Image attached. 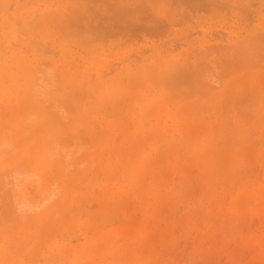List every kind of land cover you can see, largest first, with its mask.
I'll use <instances>...</instances> for the list:
<instances>
[{"label":"bare ground","instance_id":"1","mask_svg":"<svg viewBox=\"0 0 264 264\" xmlns=\"http://www.w3.org/2000/svg\"><path fill=\"white\" fill-rule=\"evenodd\" d=\"M83 1H85V0H83ZM89 0H87V1H85L84 2V4L85 5H81V4H79V2L77 1V0H0V6H1V8H2V10H3V13L0 15V140L2 139V138H4L5 137V139H2V141L0 142V264H120L119 263V259L121 260L120 262H121V264L124 262L125 264H131L132 262H134L133 264H135V262L137 263H139V264H141V262L142 261H145V260H147L149 257H151V258H154V257H152L151 256V253H152V255H153V252H152V250H150V247L148 246V248H149V250H148V248H146L145 247V245H144V243L145 244H148V243H152L154 240H155V238H156V236H157V234H155V236H154V234H151V230L152 229H155L156 228V224L155 225H153L152 223L150 224V223H148L147 225H145L144 223V225L143 224H138L137 223V220H136V225L138 224L139 226L140 225H143L144 227L143 228H139L138 227V225L136 226V225H126V224H116L115 223V225L114 226H112V224L109 226V221H110V219H111V221H112V219H113V215H114V217H115V215L117 214L118 216V218L119 217H122L123 216V218L125 217L124 216V214H122V216L120 215V213H122V211H120L121 209L119 208V210L118 211H120V212H115V209L113 210L115 213H113V215H109V216H111V217H108V215L107 214H110L109 213V211L111 212V210L113 209V206H112V208L110 207L111 206V200H113V199H111V198H113L115 195L114 194H116V193H119V192H124V194L126 195V196H129V195H133V196H137V198H136V200L138 199V201H139V205L140 204H142V205H144L143 207H142V205L141 206H139L138 204L136 205V206H138L137 208L139 209V207H142V208H144V209H149V207H150V205L152 204V200H151V203H149L148 201V199L149 198H151V199H155L156 201L158 200L159 201V198H160V196H159V194L157 193L158 191H159V189H157V188H159V184L158 183H160L161 185H163L164 186V184H166L165 182H167V184H166V187L168 188L166 191L167 192H169V193H171V192H177V194L179 195V192H181L182 193V190H183V185L185 186L186 184H185V182H189V181H187V176L185 175V171H187V170H189V168H192V167H189V168H187L188 166H189V164L188 163H190V161H188L187 160V158L186 157H184L186 154H190V152H198V150L200 151V149L201 148H199L200 147V145H202V146H204V148L205 149H203L204 150V152L203 153H201V151L199 152L200 154H201V159H199L198 157H197V159L198 160H195V163H197V164H200L199 166H200V168H201V171H203L202 172V174H201V176H202V178H203V180H202V182H200V183H202V184H200V185H202V186H204V183L206 184L207 182H206V180L210 183V186H208V184L209 183H207V188H212L213 190L212 191H214V189L217 187V183L215 182V180H216V176L218 177V174H223L224 175V177H222V178H224V180H225V182L226 181H230L231 179H233V178H240V176H242L241 175V172H242V169H245V168H238L237 169V167H241V166H243V165H241V163H240V158L242 157V154L243 153H241L240 151V149H236V150H240L239 152H237V151H233V148H235L238 144H236V143H238V141H241V142H239V144L241 143L242 144V142L244 141V142H247L248 143V145H250L249 144V141H247V140H249V139H251L252 138V136L255 134V132L253 133V135H251L252 133H250V130H251V128H252V130H253V128L255 129V130H257V128H259V127H262V125H264V100H258V98L260 99L261 97H260V93H262V92H264V90H261V89H264V88H262V87H260L259 88V84L256 82L255 83V85L254 84H252V83H254V78L252 79V77L251 78H249L248 76H247V78H246V80H245V78L243 77L242 79H240V81H239V83L238 84H231V82L232 81H234V80H232L231 82H229L226 86L225 85H223L222 86V88H224L225 89V91H226V89L227 90H231V92L232 93H230V94H228V96H227V98H226V96H225V98H224V101H225V99H226V101H227V99H229V100H231V97H230V95H233V92H234V95L235 94H238V93H235L236 91H235V89H239V90H241V89H244L243 87H245V86H247V85H245L247 82L249 83V81L251 82V86H249V88H248V86H247V88L249 89V91H248V93L249 92H252V93H250V95L253 97V99H252V97H249L250 95L248 94V93H246V91L248 90H245V92L243 93V91L241 90V92H239V94L241 95V94H246V96H244V95H239V98L241 99V101L238 99V95L236 96V98L234 97H232V99L233 100H231V101H229L230 103H231V105H234V104H236L237 103V101L239 100V102L241 103L243 100H245V101H248V103L251 101L250 99H252V103H255V109H253L254 107L252 106V105H254V104H252L251 105V103H250V106H249V104H247L245 101H243L244 103H241V104H237V105H235V106H240V105H242V104H244L245 105V103L247 104V107L249 106L251 109L249 110V109H247V110H249V112H251V113H253V115H254V111H255V115L253 116L251 113H248V111L246 112L245 111V109L243 110L241 107L242 106H240V108L243 110H239V107L237 108V107H234V106H232V108H231V106H230V103L228 102H226L227 104H224V103H221V106H222V109L224 110V112H225V109H224V107H223V105L224 106H230V107H228V109L230 108V109H233V107H234V112L233 113H231L230 111L231 110H228L227 111V109H226V112H229V114L227 115V114H224L222 111V113L224 114V115H227V116H231L232 114H233V116H231V118H230V116H229V118H230V120L228 121L227 119V116H224L223 117V115H222V121H220V123H219V125L217 126V129L216 128H213L215 125H216V123H215V125H213V124H211V125H213L212 126V128H213V130H211V132H212V134L210 133V135H211V138H210V141H208L207 140V137H210L209 135L208 136H205V137H203L201 140H198V139H200V137L202 136L201 134H202V132L204 131V129H205V127H207L208 129H209V126L207 125L208 123H210V122H213L212 120H210L209 122L205 119V117H204V115H203V117L201 118L200 116H197V117H199L200 119V121H196L195 120V118L194 117H192L191 115H190V113H192V112H194V107L196 106V104L197 103H199L200 105H202L201 107H200V105H197V110H196V112L198 111V106L200 107V109H202V110H208V109H210V108H208V105L206 106L207 108L205 109V104H209L210 106L209 107H216V109L218 108L219 109V105H214V104H217V100H215V102L214 103H212V105L210 104L212 101H211V99L212 98H214V96L216 97V93H211V91H214L215 89H216V92H217V88L216 87H219V85H217L216 87L214 86V83H213V89L212 88H208V87H211L212 86V84L211 85H208L207 83H206V80L204 79V78H208V76H210V75H212V78H213V74H206L207 72H205V73H203V74H205V75H207V77L205 76V77H203V80H200V81H203L202 83H204L205 82V84H207L208 85V87H206L204 84H202V83H200V81L197 79L198 77L196 76V74L197 73H199L200 71H198L199 69L197 68V70L196 71H198V72H196V74H195V72H193V71H190V70H192V69H190L191 67H192V63H191V58L192 57H194V55L197 57V52H199V56H201L202 54L200 53V52H203V51H208V50H210L209 52L211 53V51H212V49H214L215 51L217 50L219 53L223 50V51H227L226 50V47L224 46V43L221 45L220 43H218V44H216V45H218V46H216V45H213V44H210V45H206V46H202L201 48H203V50L201 51V49L199 50L198 48H200V47H192V48H190L189 49V46L187 47L189 50H191V54L189 53V56H187L188 54L187 53H185V54H183V52H182V54H183V56H181L180 57V54L179 55H173L172 57H169L167 54H165V55H160V53H161V50H159V48L158 47H153V50H152V55L150 56V57H148L149 59H150V62L149 63H147V65H145V64H143L142 62H141V67H142V65H143V67L141 68L140 66H137V64H136V69H133V67L132 68H130V64L129 63H126V64H124V66L122 67V68H127V71L126 72H128V74H123V73H126V72H121L122 74H123V76L124 77H122L121 78V74L119 73L118 75V77H115V78H118V79H116V83H118V84H116L115 83V78H114V76L113 77H108V78H110V79H107V78H105V79H103V75L105 74L104 73V71H109V70H111L110 69V65H109V61H108V57H105L106 55V53L104 54V56H102V58H100L101 56H100V54L98 55V53L99 52H101V50L99 51V52H95V51H98V49H102V50H106V52L108 51V49H110L109 50V52L108 53H110V55H111V53L113 52L115 55H116V53L117 52H119L120 53V48L119 47H121V45H120V43H119V45H117V47L118 48H116V45H115V47L113 48L114 49V51L111 49V48H105V46L103 47V45L102 46H98V49L96 48V45H94V44H91L90 46H88V45H86V46H88V48L90 47V48H92L93 50L94 49H96L94 52H92V54H91V52H90V50L88 51L90 54H91V58H88L89 57V54L88 55H86V56H88V57H86L85 56V58L83 57V55L82 54H78V50L76 51L75 49H74V47L77 45H79L78 44V42L79 41H81V39H80V37L78 38V36L76 35V36H73L72 35V32H74V33H76L77 34V31L79 32V30H80V28L78 29V27L76 26V28L77 29H74L72 26H74L75 27V23L77 22L78 23V25H81V24H84V23H86V24H84V25H82V26H85L84 27V33H83V35L81 34V33H78V35L79 36H83L84 37V35H87L88 34V36L86 37V38H83V40H82V42H79V43H81V44H85V43H96L97 41H100V35H98V36H95L94 35V33H96V32H93L92 30H91V28H89L88 27V24L90 23V21H91V18H89V12H88V9H86L85 7H87L86 5H87V3H89L88 2ZM125 2H127V0H124ZM136 1V0H135ZM162 1V0H161ZM161 1H160V3H161ZM194 1V0H193ZM192 1V3H194L195 2V4L194 5H196V3H197V5L195 6V7H197L198 5H203V4H205V3H207V5L208 6H212V8H213V6L214 7H216V9L219 11V10H222L223 8H226L227 10H229V9H233L234 8V3L230 6V4L228 3L229 1H231V2H233L234 0H195L194 2ZM227 1V2H226ZM241 1V0H240ZM244 1V0H243ZM92 2V1H91ZM96 2V1H95ZM99 2V1H98ZM116 2H117V0H116ZM118 2H120V1H118ZM149 2V1H148ZM191 2V1H190ZM226 2V3H225ZM247 2V4H248V0H245L244 1V3H246ZM253 2V1H252ZM93 3V2H92ZM91 3V4H92ZM109 3V2H108ZM122 3V2H121ZM120 3V4H121ZM128 3V2H127ZM138 3V2H137ZM243 3V2H242ZM12 4V5H11ZM94 4H96V3H94ZM93 4V5H94ZM123 4V3H122ZM125 5H126V3H124ZM220 4V5H219ZM229 4V5H228ZM240 4V3H239ZM246 4V5H247ZM12 6L10 9L11 10H9V6ZM90 5V4H89ZM88 5V6H89ZM108 5V4H107ZM132 5V4H131ZM138 5V4H137ZM168 3L166 4H162V6H161V8H159V10L158 11H160V12H158V11H156V12H158V13H156V12H154V14L155 15H157V17L155 16V18H154V20L157 18V20L155 21V22H153V24L151 25V26H149L147 29L145 28V24H133V23H131L130 22V19H131V17H133L132 15V13H131V11L130 10H127V9H129V8H127L126 6H124V11H123V9L121 8L122 7V5H121V7H120V9H118L119 10V12H118V17H117V19H119V21H121L122 22V17L123 16H126L125 18H129V19H125L124 21H126L125 23H124V21H123V25L121 24L120 25V23L118 24V23H116V24H114V26H113V23H112V27H109V26H107V28L108 29H110V28H112V32H114V33H112V34H115V33H118V32H120V31H127L128 32V34H127V36L128 37H130L131 38V35H133L134 33H140V32H142L143 30H147V31H150V32H154V33H164V32H166V29H167V24L168 25H170V27L168 28V29H171V26L173 25L172 24V20L174 19V13L173 14H171L170 13V10L168 9ZM227 5L229 6V7H227ZM238 5V4H237ZM237 5H235V7L237 6ZM244 5V4H243ZM246 5H244L245 6V9H247L246 8ZM254 5V4H253ZM85 6V7H84ZM92 6V5H91ZM111 6V5H110ZM142 6V5H141ZM239 6V8H240V5H238ZM114 7V6H113ZM132 7V6H131ZM231 7V8H230ZM233 7V8H232ZM242 7V6H241ZM112 8V7H111ZM133 8V7H132ZM174 8V7H173ZM222 8V9H221ZM244 7H242V9H243ZM126 9V10H125ZM131 9V8H130ZM134 10H135V8H133ZM156 9H158L157 7H156ZM214 9V8H213ZM241 9V8H240ZM239 9V10H240ZM242 9H241V11H242ZM245 9H243L244 11H246ZM111 10V9H110ZM116 10V9H115ZM121 10V11H120ZM238 10V8H237V10L236 11H238V13L240 12ZM251 10V9H250ZM249 10V11H250ZM256 10V9H255ZM90 11H92V9L90 10ZM95 11H96V9H95ZM114 11V10H113ZM125 11H127V12H125ZM128 11H130V12H128ZM214 11L216 12V10L214 9ZM231 10H229V13H230V15H231V12H230ZM233 11H235V9H233ZM243 11V12H244ZM248 11V10H247ZM116 11H115V14L117 13ZM133 12V11H132ZM243 12H241V13H243ZM253 12H255V11H253ZM114 13V12H113ZM151 13V12H150ZM229 13H227V14H224L225 16H227ZM235 13H237V12H235ZM237 13V14H238ZM250 13V12H249ZM129 14H131L130 16H129ZM240 14V13H239ZM248 14V13H247ZM69 15H71L73 18H71L70 20H71V23H68L69 21H67L65 18L67 17V16H69ZM101 15H103V14H101ZM149 14L147 13V16H148ZM214 15V14H213ZM220 15V14H219ZM219 15H217V13H216V15L215 16H219ZM223 15V14H222ZM242 15V14H241ZM253 15V14H252ZM70 16V17H71ZM116 16H117V14H116ZM127 16H129V17H127ZM146 16V15H145ZM221 16V15H220ZM232 16V15H231ZM89 18V19H87V18ZM102 17V16H101ZM110 17V16H109ZM108 17V18H109ZM115 17V16H114ZM121 17V18H120ZM143 17V16H142ZM150 17V16H149ZM151 17H154V16H151ZM223 17V16H222ZM233 17V16H232ZM247 17H249V16H247ZM96 18V17H95ZM99 18V17H98ZM211 18H213V16L211 17ZM235 18H237V17H235ZM28 19H30V20H33V21H30V20H28ZM104 19V18H103ZM110 19V18H109ZM121 19V20H120ZM135 19V18H134ZM144 19V18H143ZM151 19H153V18H151ZM62 20L64 21V22H66L67 24H69L68 26H70V25H72V22L74 21V24L71 26V27H69V29H70V31H72V29L71 28H73V31L70 33V31L69 32H67L69 29H68V26L67 27H64V29H65V31H63V30H61V29H63V28H61L62 26H63V23H62ZM79 20H81L80 22H79ZM84 20H86V21H84ZM146 20V19H145ZM104 21V20H103ZM129 21V22H128ZM149 21H150V19H149ZM153 21V20H152ZM53 23V25H55V23L57 24V26L59 27V28H61L60 30H58V31H55V29H53L54 30V32H56V33H54L55 35H57L58 33V36L62 33V31H63V33L61 34V35H63L64 34V32H65V34H66V32H67V36L66 35H63V38H66V39H63L64 41H62V37H59V40H60V42H58L57 40L58 39H54V37H58V36H52L53 34L51 33L52 32V27H54V26H50V28H49V30H48V28H46L47 26L46 25H48V27H49V25L51 24V23ZM82 22H84V23H82ZM88 22V23H87ZM99 22V21H98ZM97 22V23H98ZM81 23V24H80ZM107 23V22H106ZM115 23V22H114ZM128 23V24H127ZM140 23H141V21H140ZM147 23V22H146ZM65 24V23H64ZM91 24V23H90ZM96 24V23H95ZM133 24V25H132ZM261 24V23H260ZM46 27H45V26ZM97 25V24H96ZM249 25V24H248ZM98 26V25H97ZM100 26V25H99ZM28 27H30L31 29L33 28H38V31H36V32H39V33H41V35L40 36H38L37 37V41H39V40H41V41H43L42 43H41V45L40 44H38L37 42H35V44L32 42L33 40H32V38H30V36L28 35L27 37H26V41L27 42H25V44H30L31 45V47L29 46L28 47V45H27V51H26V49L24 50V48L23 49H21L22 48V44H21V42H22V40L20 39L21 38V36L22 35H24V33H23V31L24 32H26V35L29 33H31L30 31H28L29 29H28ZM80 27V26H79ZM87 27L89 28V29H87ZM90 27H91V25H90ZM94 27V26H93ZM147 27V26H146ZM188 27V26H187ZM261 27H264V26H262L261 25ZM105 28V27H104ZM203 28H205V26L203 27ZM249 28V27H248ZM28 29V30H27ZM46 29V31H45V33H43L44 32V30ZM88 31H87V30ZM114 29V30H113ZM244 29V28H243ZM252 29H255V28H252ZM50 30H51V32H50ZM106 30V29H105ZM195 30V29H194ZM239 30V29H238ZM246 30H247V28H246ZM258 30V29H257ZM262 29H260V30H258L259 32H257L256 30L254 31V33L257 35L258 33V35L256 36L254 33H253V31H251L252 33V35L254 34L255 36L252 38V35L251 34H249L248 33V36L250 35V37L249 38H251V39H249L250 40V43H254L253 45H255V44H257L256 42H258V45H256L257 47L259 46V44L261 43V45L262 44H264V33H260V31H261ZM60 31H61V33H60ZM76 31V32H75ZM81 31V30H80ZM91 31V32H90ZM109 30H107V32H108ZM116 31V32H115ZM182 31V30H181ZM189 31V30H188ZM248 31V30H247ZM262 31H264V30H262ZM90 32V33H89ZM93 32V33H92ZM110 32V31H109ZM126 32V33H127ZM190 32V31H189ZM39 33L37 34V35H39ZM68 33H70L71 35H72V37H71V35H69ZM87 33V34H86ZM125 33V34H126ZM171 33H173L172 31H171ZM235 33V32H234ZM247 32L245 31V34H243V37L245 36V35H247L246 34ZM92 34V35H91ZM98 34V33H97ZM36 35V34H35ZM36 35V36H37ZM104 35V34H103ZM216 35V34H215ZM66 36V37H65ZM71 37V39H70V37ZM97 37L96 39H95V37ZM34 37V36H33ZM69 37V39H67ZM74 37H77V39H79V41L76 39V38H74ZM89 37V42H88V40H85V41H87V42H83L84 41V39H87ZM94 37V38H93ZM61 38V39H60ZM72 38H74V39H76V41L75 40H73ZM91 38H93V39H91ZM231 39V38H230ZM36 40V39H35ZM34 40V41H35ZM53 40V41H52ZM68 40V41H67ZM69 40H70V42H69ZM72 40H73V42H72ZM94 40V41H93ZM102 40V39H101ZM222 40V39H221ZM246 40V39H245ZM245 40H240V42L242 43V45H237V44H234V43H230V48H231V50H230V48H229V46L226 44V46H227V49H229L228 51H230V54H231V52H232V54H231V56H230V54H228V52H226V54H227V56H230V58L232 57V55H233V57H232V59H230V58H228L227 56H225L226 58H228L229 60H227V61H225V62H223V66L221 65V67H223V70L226 68V69H228L229 70V72L228 73H230L231 72V74H234L235 73V71H238V73H236V74H238V75H236V78L238 77V76H240L239 74H241V73H239V70H241V71H243V70H246L245 68H249V66L251 67V68H253L254 66H256V70H257V63H259V62H257L256 61V64L255 63H253V62H255V60L253 61L252 60V55L254 54V52H255V50L257 49H261V47L259 48H256V47H254L252 44V48H256V49H254V52H252V50L253 49H251L250 48V50H249V47H251V46H248V44H250L249 43V41H246V42H248L246 45H245ZM251 40H252V42H251ZM25 41V40H24ZM47 41H49L50 42V44L51 45H53V46H55V47H59V51L61 52V56H58V58L57 59H54V57H53V55L51 54V52L53 51V49L51 48V49H49V48H47V46H48V43H47ZM54 41H57L56 42V45H55V42ZM78 41V42H77ZM91 41V42H90ZM103 41V40H102ZM171 41V40H170ZM225 41V40H224ZM75 42L77 43L76 45H75ZM101 42V41H100ZM189 42V41H188ZM260 42V43H259ZM103 43H104V41H103ZM123 43V42H122ZM175 43V42H174ZM193 43V42H192ZM191 43V44H192ZM74 44V45H73ZM15 45H20V48H13V46H15ZM177 45V44H176ZM180 45V44H179ZM220 45V46H219ZM39 46L41 47L40 49H37V47L39 48ZM84 47V49H83V46L81 47L82 48V50L84 51L85 49V51L84 52H87V47ZM195 46V45H194ZM197 46V45H196ZM209 46V48L211 47L212 49H208V50H205V49H207V47ZM213 46H215V48L213 47ZM239 46H241V48H243V49H241L240 51L238 50H236V48H239ZM243 46V47H242ZM19 47V46H18ZM24 47V46H23ZM94 47V48H93ZM108 47H110V46H108ZM216 47H219V49H220V47H221V51H219L218 49H216ZM224 47V49H222ZM46 48H47V50H46ZM76 48H78V47H76ZM104 48V49H103ZM176 48V47H175ZM196 48H197V52L195 51L196 50ZM262 48H264V47H262ZM31 49V51H33L34 53L32 54V52L31 51H29V54L31 53V55H28V54H26V53H28V50H30ZM55 49V48H54ZM117 49V50H116ZM119 49V50H118ZM177 49V48H176ZM187 49V50H188ZM194 49V50H193ZM234 49V50H233ZM245 49H248L249 51V53L251 54V53H253V54H251L250 56H249V58H250V61L249 62H252V63H249L250 65H248L247 66V63H245V64H242L243 66H244V69H242L243 68V66H241V65H239L240 63H242V59L245 57H241V59H238L237 60V57H235L236 56V54L235 53H238L237 55L240 57V55L242 56L243 55V53H244V51H245ZM52 50V51H51ZM80 50V49H79ZM92 50V51H93ZM111 50H112V52H111ZM122 50V49H121ZM144 50V49H143ZM180 49H178V51H179ZM186 50V51H187ZM188 50V51H189ZM243 50V51H242ZM259 50H258V52H259ZM262 50V49H261ZM49 51V52H48ZM81 51V50H80ZM115 51H117L116 53H115ZM176 51V50H175ZM177 51V52H178ZM195 51V52H194ZM214 51V52H215ZM222 51V52H223ZM247 51V50H246ZM251 51V52H250ZM103 52H105V51H103ZM124 52V51H123ZM181 51H179V53H180ZM194 52V54L192 55V53ZM213 52V51H212ZM234 52V53H233ZM241 52H242V54H241ZM248 52H246V53H248ZM257 52V51H256ZM255 52V53H256ZM37 53H41V55L42 56H45V57H41V56H38V57H36L35 59H34V57H33V55H36ZM95 55H94V54ZM97 53V54H96ZM140 53V52H139ZM197 53V54H196ZM218 53V54H219ZM240 53V54H239ZM246 53H244L245 55H246ZM102 54V53H101ZM114 54H112V56L114 55ZM121 54V53H120ZM172 54H174V53H172ZM171 54V55H172ZM181 54V55H182ZM201 54V55H200ZM207 54H209V53H206V57H207ZM214 55H215V53H213ZM217 54V53H216ZM222 54H224V53H222ZM260 54V53H259ZM84 55H85V53H84ZM93 55V56H92ZM103 55V54H102ZM192 55V56H191ZM220 55V54H219ZM248 55V54H247ZM246 55V56H247ZM256 55V54H255ZM261 56L262 55H264V51H261V54H260ZM57 56V55H56ZM96 56H99V58L101 59V61L100 60H98L97 58H96ZM147 56V55H146ZM190 57L189 58V61H190V63L191 64H189V61L187 60V57ZM203 56V55H202ZM222 56V55H221ZM261 56H259L258 57V59H256V60H261V59H259ZM49 58V60H47L48 58ZM92 57L93 58H95V59H93V60H98V61H94V62H92L94 65H98V66H95L94 68H90L89 66H87V65H84V66H81L82 64H83V62H82V60H83V58L87 61L88 59H91L90 60V62L92 61ZM186 57V58H185ZM205 57V58H206ZM214 57V56H213ZM216 57V56H215ZM238 57V58H239ZM262 57H264V56H262ZM261 57V58H262ZM43 58H45L46 60H47V62H45L44 64L46 65V67L42 64V62H44L45 61V59H43ZM88 58V59H87ZM110 58V57H109ZM113 58V57H112ZM195 58V57H194ZM202 58V57H201ZM208 58H210V56L208 57ZM211 58H212V54H211ZM217 58H218V55H217ZM216 58V59H217ZM222 58V57H221ZM245 58H248V56L247 57H245ZM41 59V60H40ZM50 59L52 60V62H53V66H52V62L50 61ZM118 59V58H117ZM121 60H123V57H121L120 58ZM198 59H199V57H197V58H195L193 61V65L195 66V62L196 61H198ZM207 59V58H206ZM214 59V58H213ZM215 59V60H216ZM255 59V58H254ZM196 60V61H195ZM202 59H200L199 60V62L201 61ZM220 60V59H219ZM226 60V59H225ZM231 60H234L233 62L231 61ZM240 60V61H239ZM38 61H41V63L39 62L38 63ZM50 61V62H49ZM204 61V60H203ZM208 61H209V59H208ZM212 61V60H211ZM211 61L209 62L210 64H211ZM217 61V60H216ZM221 62L222 61H224V60H220ZM231 62V63H229L230 64V66H228V64H227V62ZM246 61H248L247 59H246ZM85 62V61H84ZM137 62V61H136ZM139 62V61H138ZM147 62V61H146ZM202 62V61H201ZM219 62V61H218ZM235 62V63H234ZM243 62H245V59L243 60ZM46 63H50V65L48 66V69H45V68H47V65L48 64H46ZM86 63V62H85ZM88 63V62H87ZM86 63V64H87ZM204 63H208V62H204ZM204 63H203V66H204ZM227 65V66H225V64ZM233 63V64H232ZM237 63V64H236ZM121 64V63H120ZM135 63H133V65H134ZM199 64V63H198ZM213 64H214V62H213ZM252 64H254V66H252ZM42 65V66H41ZM88 65H89V63H88ZM123 65V64H122ZM206 65L207 64H205V66L203 67V69L206 67ZM232 65V66H231ZM239 65V66H238ZM44 66V67H43ZM50 66H51V68H50ZM132 66V65H131ZM146 66H151V68H153L154 67V69L153 70H155L156 71V74H155V72L153 71V70H151V68L149 69V67H146ZM209 66V65H208ZM211 66V65H210ZM219 66H220V64H219ZM260 66V65H259ZM40 67H43V68H40ZM135 67V66H134ZM140 67V68H139ZM145 67V68H144ZM196 67H197V62H196V66H195V69H196ZM198 67H199V65H198ZM202 67V66H201ZM212 67H213V65H212ZM214 67H217L216 66V64L214 65ZM213 67V68H214ZM225 67V68H224ZM55 70V71H53L52 72V70L53 69ZM143 68L145 69V70H143ZM149 70V71H153L154 73L153 74H155L156 76L158 75V73H157V71L159 72V76L158 77H160L157 81H159L160 79H161V81H165V79L166 80H170V78H172V79H174L175 78V76L176 77H180V79H183V78H185V79H188L187 77H183V76H185L186 74V76H190L189 77V79H191V81H192V79L193 78H196V79H193L194 81V83L193 84H195V85H193V86H195L196 87V89L194 90V91H192L193 89H191L190 90V93L193 95H196L197 94V92H198V98L196 97V99L197 100H199V102H194L195 103V106L193 105L194 103H190V106H193L192 107V109L190 108H188L189 106H188V104H184V106L181 108V109H183V110H186V108H187V110H186V112L185 113H187L188 115H186L185 113H184V111L182 112V113H184L185 115H186V119H187V121L186 122H184V123H182L180 120H179V118H178V113L176 114H173V108H172V110L170 109L169 111H167L166 112V115L167 114H169L168 116L169 117H172V120H173V126H172V132H170V134H169V136H165L164 134L162 135L160 132H159V130H160V125H159V117H162V115H164L161 111H160V113H159V115H158V117H157V122H154V124H156V126H158L157 128H156V132H157V137L152 133V131L149 133V135L152 133L153 135H154V137H156V138H154V139H158L159 138V136H160V134L162 135V137H164L165 136V141H167V140H169L170 142H171V140H173V142H174V140H176L175 139V137H174V134L175 133H178L179 135H180V137H182L181 139H183V140H181L183 143L181 144V147L178 149V148H173V149H170V150H166L165 152H164V156H165V160H166V164L168 165V167L167 168H171V170H172V172H170V173H172V176H171V178H168L167 179V177L169 176L168 175V171L167 170H163L161 167H162V165L161 166H157V163H156V165H154V163H153V166L152 165H148L147 164V162L145 163V161L143 160V159H139V155L142 153L141 152V150L140 149H149V151L152 149V148H154L155 147V145H154V143H153V141L149 144H144L143 146L144 147H146V146H148V147H146V148H143V147H141V146H139V143H140V141H139V139H138V137H137V134H139L140 132H145L146 133V131H144V130H142V129H144V124H145V121H147V123L150 121V126H152L151 125V120H148V118L146 119V115H147V113L148 112H151L152 110L148 107H146L145 106V104H150V101L146 98V94H142V95H140V96H137V95H139V94H137L135 97H136V100H135V102L137 103V105H136V107H138V111L135 109L134 110V108H131V109H133L134 111H133V114H134V120H135V125L136 126H133V129H135L136 128V130L135 131H131V132H128V130L126 129V132L125 133H123V134H125V135H132V140H130L131 141V143H130V141H128L130 144L128 145V146H126V145H124L123 143L122 144H120V145H118V144H116L115 143V141L114 142H110L109 140V143L106 141V132H103V128L104 127H106V124H105V126L104 125H102V124H104V123H107V126H108V128L110 127L111 128V124H110V122H111V120H109L110 122H108V121H106V120H100V121H98V124H99V126H100V129L102 130L98 135H95V132L93 133V129H95L94 128V125H92L93 126V128H92V126L90 125V121L88 122V121H86V120H84V121H81V119H79V122H78V124L79 125H75V123L77 124V122L75 121V123L74 122H70L71 120L73 121V119H71L70 120V116H72L71 114H69L70 116H68V114H66L65 115V113H71V111L73 112V113H75V111H77V109L74 111L73 110V108H75V107H69L70 105L71 106H75V105H72L71 103H68V102H66V103H64L63 101V98L64 99H66V97L67 98H71L70 100H72V95H73V92H74V90L76 89L77 91L76 92H78V90H82V91H85L86 92V90H88L90 87H92V84L94 85L95 84V86L94 87H96L95 88V90H98L99 91V94L97 95L98 96V101H99V104L101 103V105L102 106H98V107H102V108H105L106 109V106L105 105H103L104 103H105V101L107 100V99H113V98H116V96L119 94V92L121 91H123L124 89V91L123 92H126L127 90H129V93L127 94V92L126 93H121L122 94V99L124 98V94L126 95H129V94H131L132 96H130L131 98L132 97H134V93H135V87L139 90V86H141V89H143V82L142 81H140V79H142L143 77H142V75L141 74H143V73H145L144 74V77H146L145 75H147V73L149 72L147 69ZM193 68V67H192ZM208 68V67H207ZM212 68V69H213ZM219 68V67H218ZM232 68V69H231ZM43 69H44V71L46 72V73H44L43 72ZM51 69V70H50ZM90 69H93V70H95L96 71V73H97V77L95 76V78H98V80L95 82V83H92L93 81H90V80H92V79H94V78H92L91 77V79L89 78V79H86V73L90 70ZM143 71H145V72H143ZM194 69V68H193ZM194 69V70H195ZM203 69H200V70H203ZM49 71L50 72V75L53 77V79L50 77V82H51V80H52V82L50 83L49 81H48V83H43V81H47V80H44V78H43V75L44 76H46V74H49V72H47V71ZM206 70V69H205ZM208 70V69H207ZM219 70V69H218ZM231 70V71H230ZM112 71V70H111ZM212 70H210V72H211ZM220 71V70H219ZM249 70H247L246 72H248ZM251 71V70H250ZM258 71V70H257ZM256 71V72H257ZM92 72V71H91ZM143 72V73H142ZM193 73V74H195L194 75V77H192L191 75H190V73ZM203 72V71H202ZM243 72H245V71H243ZM242 72V73H243ZM44 73V74H43ZM53 73H54V75H56V77L53 75ZM56 73V74H55ZM150 73V72H149ZM201 73V72H200ZM219 73V72H218ZM223 73H225V72H223ZM257 73H259V74H257L256 75V77H258V75H259V78H260V81H261V77L262 76H264V75H262V70H261V72H257ZM109 74V73H108ZM153 74H148V76L150 75V77L153 79L154 78V76H153ZM189 74V75H188ZM192 74V75H193ZM202 74V75H203ZM226 74V73H225ZM230 74V75H231ZM244 74H246V73H243V75ZM256 74V73H255ZM260 74H261V76H260ZM121 75V76H120ZM137 75H140L138 78H140L139 80L137 79V81H139V83L137 84V81H134L133 79H136V77L135 76H137ZM178 75H180V76H178ZM182 75V76H181ZM201 75V74H200ZM242 75V74H241ZM130 76V77H129ZM164 76V77H163ZM196 76V77H195ZM216 76V75H215ZM214 76V77H215ZM225 76V75H224ZM251 76V75H250ZM49 77V76H48ZM182 77V78H181ZM192 77V78H191ZM227 77V76H226ZM56 79V83H54V80ZM124 78H125V80H127V82L124 80ZM128 78V79H127ZM146 78H148V77H146ZM151 78L149 79L150 81H152L151 80ZM163 78V79H162ZM165 78V79H164ZM168 78V79H167ZM120 79V80H119ZM131 79V81H128V80H130ZM145 79V78H144ZM156 78H154L153 80H155ZM209 79V78H208ZM208 79H207V82L209 83L210 81H208ZM211 79V78H210ZM213 79H215V78H213ZM250 79V80H249ZM143 80V79H142ZM196 80H197V83H196ZM205 80V81H204ZM241 80H243L242 82H241ZM252 80V81H251ZM255 80H256V78H255ZM112 81V82H111ZM144 81V80H143ZM156 81V80H155ZM155 81H153L154 83H155ZM156 81V82H157ZM161 81H159V83L158 84H160L161 83ZM226 81V80H225ZM133 82H135V83H133ZM140 82H142V83H140ZM54 83V85H51V84H53ZM122 83V84H121ZM133 83V85L132 86H134L135 84H137V86L135 85L134 86V89H133V87H130V84H132ZM145 83V82H144ZM153 83V84H154ZM46 86H45V85ZM51 86H53V87H51V88H49L50 87V85ZM56 84V85H55ZM57 84H58V86H57ZM125 84V85H124ZM158 84H156V85H158ZM197 84H200V85H197ZM225 84V83H224ZM257 84V85H256ZM261 84V83H260ZM262 84H264V83H262ZM48 85V86H47ZM116 85H118V86H116ZM124 85V86H123ZM215 85H216V83H215ZM46 87V88H44V87ZM164 86V85H163ZM193 86H191V87H193ZM261 86H264V85H261ZM122 87V88H121ZM124 87V88H123ZM174 87H175V89H176V87L177 88H180V86H178V85H174ZM206 87V88H205ZM241 87V88H240ZM42 88H44L43 90H42ZM51 89V90H49V89ZM122 90H121V89ZM205 88V89H204ZM221 88V89H222ZM46 89H48V90H46ZM130 89H132V90H134V92L133 93H131V91H130ZM136 89V90H137ZM145 89V88H144ZM153 88H151V90H152ZM157 89V88H156ZM164 89V88H163ZM201 89V90H200ZM234 89V90H233ZM45 90V91H44ZM161 90V89H160ZM176 90H178V89H176ZM200 90V91H199ZM210 90V91H209ZM46 91H47V95H48V93H49V91H50V93H49V95H50V98H49V95L47 96L46 95ZM141 91V90H140ZM144 91L145 90H143V93H144ZM150 91V90H149ZM159 91V90H158ZM203 91V92H202ZM210 92V94H209V92ZM159 92H161V91H159ZM206 92H208L207 93V98L206 97H203L204 95H206ZM215 92V91H214ZM259 94H257V93ZM44 93V94H43ZM78 93H80V92H78ZM138 93V92H137ZM150 93V92H149ZM152 93H154L155 94V91H153ZM162 93H164V91L162 92ZM220 93H224V92H220ZM219 93V94H220ZM86 94H88V93H86ZM136 94V93H135ZM148 94V93H147ZM166 93H164V95H165ZM224 94H227V92L226 93H224ZM253 94V95H252ZM255 94V95H254ZM39 95H40V98H38L39 97ZM79 95V94H78ZM81 95V94H80ZM126 95V96H127ZM152 95V94H151ZM156 96H157V94H155ZM221 95V94H220ZM219 95V96H220ZM249 95V96H248ZM42 96V97H41ZM51 96L53 97V98H51ZM91 96V95H90ZM128 96V98H130ZM154 96V95H153ZM161 96V95H160ZM197 96V95H196ZM200 96V97H199ZM203 98H205V100H207V102L206 101H202L201 100V98L202 97ZM247 96H248V98H247ZM44 97H48V99L50 100V101H54V100H56V98H59L58 100H56L55 102H56V104L60 101V99L62 100V101H60L59 103H60V106L62 105V113H63V111H66L67 110V112H64V114L63 115H65L66 116V119H67V121H66V119H64L65 118V116H64V118H62L63 116H62V113H60V110L58 111V109L59 108H57L56 107V109L53 107V104L52 103H54V102H49V100H48V104H47V101H45L44 99ZM63 97V98H62ZM244 97H246L245 99H244ZM255 97H257L256 99H257V101H254V99H255ZM42 98H44V99H42ZM77 98H79V96L77 97ZM95 98H96V96H95ZM120 98V97H119ZM118 97H117V99H115V100H117L118 101V99H119ZM138 98V99H137ZM222 98V97H221ZM220 98V101H222L223 100V98L221 99ZM41 99V100H40ZM52 99H54V100H52ZM80 99V98H79ZM121 99V100H122ZM162 99H164V98H162ZM169 99H170V97H169ZM168 99V100H169ZM236 99H237V101H236ZM255 99V100H256ZM261 99H264V98H261ZM43 100H44V102H43ZM74 100L75 99H73V102H74ZM78 99H76L75 100V104L78 106L79 104H78V102H80L79 100L77 101ZM90 100V99H89ZM92 100V99H91ZM114 100V99H113ZM120 100V99H119ZM147 100H148V103H147ZM158 100V102L160 101L159 99H157ZM204 100V99H203ZM123 101H124V99H123ZM129 101H130V99H129ZM164 101V100H163ZM208 101H211L210 103H208ZM219 101V102H220ZM234 101V102H233ZM254 101V102H253ZM259 101V102H258ZM84 102H86V101H84ZM90 102V101H89ZM93 102V101H92ZM131 102V101H130ZM238 102V103H239ZM256 102L258 103V105L256 104ZM43 103V104H42ZM45 103V104H44ZM68 103V104H67ZM94 103V102H93ZM114 104H115V102H113ZM116 103H118V102H116ZM124 103V102H123ZM122 103V104H123ZM126 103V105L128 106V104H127V102H125ZM151 103L153 104L154 103V105H152V106H150L152 109H154V106L157 108V106L160 104H158L157 105V101L154 99V102L153 101H151ZM166 103V102H165ZM168 103V102H167ZM180 102H178L177 104H179ZM201 103H203V104H201ZM205 103V104H204ZM234 103V104H233ZM260 103V104H259ZM262 103V104H261ZM70 104V105H69ZM87 104V103H86ZM95 104H96V102H95ZM97 104H98V102H97ZM106 104V103H105ZM108 104V103H107ZM133 104V103H132ZM132 104H131V106H132ZM156 104V105H155ZM177 104H173V105H177ZM219 104V103H218ZM223 104V105H222ZM64 105V106H63ZM91 105V104H90ZM94 105V104H93ZM125 105V106H126ZM161 105H162V103H161ZM166 105H168V104H166ZM173 105H172V107H173ZM186 105V106H185ZM243 105V106H244ZM53 107V109H55V111L57 112H55L53 109H52V107ZM55 106V105H54ZM57 106V105H56ZM59 106V107H60ZM81 106V105H80ZM88 106H89V103L87 104V106L86 105H83V106H81V111L85 114L88 110H87V108H88ZM104 106V107H103ZM107 106H109V105H107ZM218 106V107H217ZM246 106V105H245ZM244 106V107H245ZM256 106H257V108H256ZM67 107V108H66ZM87 107V108H86ZM114 107V106H113ZM120 106L118 105V108H119ZM122 107V106H121ZM133 107V106H132ZM145 107L147 108V109H145ZM160 107L161 106H159V108H158V110L160 109ZM166 107V106H165ZM165 107H161V108H165ZM171 106H169V108H170ZM211 107V112H213L214 114L216 113V109L214 110L213 108ZM60 108V109H61ZM72 108V109H71ZM91 107H89V109H90ZM96 108H97V106H96ZM117 108V109H118ZM123 108V107H122ZM128 107H124V109L126 110ZM225 108H227V107H225ZM236 108V109H235ZM69 109V110H68ZM70 109H71V111H70ZM80 108H78V110H79ZM93 109V108H92ZM98 109V108H97ZM107 109L108 110H110V111H114V109L112 110L111 108H109V107H107ZM218 109H217V112H218ZM252 109L254 110V111H252ZM256 109L258 110V111H256ZM119 110V109H118ZM117 110V111H118ZM190 110V112H188ZM201 110V111H202ZM215 112H214V111ZM238 111V113L239 112H241L242 114H243V117L245 118V120H242L241 118L239 119V117H242L241 115V113H239V116H238V114H236L235 113V111ZM81 111H79L80 113H81ZM137 111V112H136ZM145 111H146V113H145ZM200 111V112H201ZM105 112V111H104ZM119 112H122L121 110L119 111ZM179 112H181V111H179ZM225 112V113H226ZM244 112V113H243ZM31 114V116H30V114ZM61 115V116H59V114ZM79 113V114H80ZM88 113V112H87ZM112 113V112H111ZM110 113V114H111ZM113 113H115V115H116V111H114ZM128 113V112H127ZM126 113V114H127ZM181 113V114H182ZM197 113H199V111L197 112ZM208 113H210V112H208ZM212 113V114H213ZM221 113V114H222ZM250 114V117H249V115H247V114ZM26 114V115H25ZM27 114H29V115H27ZM126 114H125V116H126ZM160 114H162V115H160ZM181 114H180V116H181ZM193 114H195V113H193ZM211 114V113H210ZM209 114V115H210ZM236 114V115H235ZM241 114V115H240ZM244 114H246L247 116H248V118H250V119H248L247 120V116L246 115H244ZM77 115H78V112H77ZM76 115V116H77ZM89 115L91 116V113H90V111H89ZM106 115V114H105ZM104 114L102 115V118H104V116H105ZM108 115H109V113H108ZM111 115H114V114H111ZM148 115H149V113H148ZM200 115V114H199ZM208 115V116H209ZM258 115V116H257ZM30 116V117H29ZM69 117V119H68V117ZM74 116H75V114H74ZM80 116V115H79ZM78 116V117H79ZM93 116V115H92ZM97 116V115H96ZM99 116H100V114H99ZM124 116V117H125ZM153 116H155V115H153ZM157 116V115H156ZM155 116V117H156ZM183 116L184 115H182L181 117L183 118ZM191 116V117H190ZM194 116H196V115H194ZM246 116V117H245ZM255 116H257V118H255ZM36 117V118H35ZM60 117H61V119H63V120H65V121H62V120H60ZM86 117V116H85ZM84 117V118H85ZM106 117H108V116H105V118ZM113 117V116H112ZM123 117V118H124ZM127 117V116H126ZM150 117V116H149ZM188 117H190V120H188ZM210 117H212L211 115H210ZM209 117V118H210ZM214 117V116H213ZM242 117V118H243ZM25 118H28V119H25ZM33 118H35L34 120H39V123H38V125L37 126H35L34 127V125L38 122L37 120H36V122L35 121H33V127L31 126V124H29L28 125V123H29V121L31 120V119ZM72 118H74V117H72ZM80 118H82L83 119V117H80ZM90 118V117H89ZM88 118V115H87V118H85V119H89ZM97 118H99V117H97ZM166 118H168L167 116H166ZM165 118V119H166ZM227 118V119H226ZM243 118V119H244ZM92 119V118H91ZM94 119L96 120V118L94 117ZM132 119V118H131ZM151 119H153V118H151ZM155 120H156V118H154ZM154 119H153V121H154ZM185 119V120H186ZM202 119V120H201ZM206 121V122H204V120ZM220 119V118H219ZM218 119V120H219ZM253 119V120H252ZM256 119V120H255ZM117 120V119H116ZM161 120V119H160ZM168 120V119H167ZM183 120H184V118H183ZM221 120V119H220ZM85 122L86 121V123L85 124H82L81 122ZM113 121H114V119H113ZM122 121V120H121ZM124 121V120H123ZM122 121V122H123ZM129 121V120H128ZM163 121V120H162ZM170 121V120H169ZM168 121V122H169ZM201 121H202V123L203 124H201ZM215 121V120H214ZM227 121L229 122V123H234V127H236L237 129L236 130H238L237 131V135H239L240 136V139L239 138H237L236 137V139H239L238 141H236V146H234V144H233V148L230 146V143H227V144H223V140H220L219 141V139H218V136L217 135H215L216 134V132L215 131H218V129L221 127V129L218 131L219 133H222L223 135H224V132L226 133V132H228L229 130L227 129L226 131H225V126H223L222 127V125H223V123H226V126L227 127H230V129H231V126H232V124H231V126H228V123H227ZM232 121V122H231ZM253 121V123H252V126H251V128L248 130V128H244L243 130L242 129H240L239 127L241 126L242 127V125H247L248 124V122H252ZM26 122H28V123H26ZM70 122V123H69ZM88 122V123H87ZM94 122V120L93 121H91V123H93ZM126 122H127V119H126ZM171 122V121H170ZM170 122H169V124L168 123H166L165 122V124H167L168 126L170 125ZM208 122V123H207ZM222 122V123H221ZM244 122V123H243ZM30 123H32V121H30ZM63 123V124H62ZM73 123V124H72ZM116 123V122H115ZM125 123V122H124ZM128 123H130V122H128ZM132 123V122H131ZM134 123V122H133ZM161 123V122H160ZM207 123V124H206ZM247 123V124H246ZM61 124V125H60ZM69 124V125H68ZM94 124V123H93ZM97 124V123H96ZM251 124V123H250ZM53 125V126H52ZM63 125V126H62ZM128 126H129V128H131L130 127V125L129 124H127ZM133 125V124H132ZM148 125V124H147ZM161 125H163V124H161ZM201 125V126H200ZM211 125H210V127H211ZM230 125V124H229ZM57 128H56V127ZM66 126V127H65ZM82 126L84 127V129L86 130V132H87V134L85 133V131L83 130V128H82ZM104 126V127H103ZM114 126H116V125H114ZM124 126V125H123ZM128 126H127V128H128ZM167 126V127H168ZM248 127L250 126L249 124L247 125ZM53 127V128H52ZM62 127V128H61ZM80 127V129H78ZM98 127V126H97ZM113 127V126H112ZM116 127H118V126H116ZM116 127H114V128H116ZM146 127V126H145ZM202 127H203V129H202ZM59 128H61L60 130H59ZM64 128H66L67 130L69 129L70 131H71V133L68 131V133H67V131L64 129ZM107 128V127H106ZM109 128V129H110ZM113 128V129H114ZM162 128V127H161ZM164 128V127H163ZM162 128V129H163ZM168 128H170V127H168ZM212 128H210V129H212ZM56 129H58V130H56ZM64 131H63V130ZM112 129V130H113ZM117 129V128H116ZM120 129V128H119ZM149 129V128H148ZM151 129V128H150ZM152 129H154V126H152ZM159 129V130H158ZM165 129V128H164ZM224 131H223V130ZM233 129V128H232ZM231 129V130H232ZM62 130V131H61ZM78 130H79V132H78ZM99 130V129H98ZM106 130V129H105ZM167 130V129H166ZM201 130H203L200 134H199V132ZM221 130L223 131V132H221ZM234 130H235V128H234ZM72 131H74V132H72ZM76 131V132H75ZM95 131V130H94ZM111 131V130H110ZM130 131V130H129ZM149 131V130H148ZM169 130H167V132H168ZM199 131V132H198ZM206 131H208V130H206ZM258 131V130H257ZM61 132H64V134H62ZM159 132V133H158ZM210 132V131H209ZM230 133H231V131H229ZM262 132V131H261ZM54 133V134H53ZM76 133V134H75ZM105 133V134H104ZM204 133V132H203ZM230 133H227V135L228 134H230ZM257 133V132H256ZM262 133H264V132H262ZM61 135V137H60V135ZM67 134H68V136H67ZM69 134H71L70 135V137L72 136V135H74V137H75V139H73L72 137V140L70 139V137H69ZM87 135V138L86 139H90V140H88V141H90L91 142V144H89L88 142H86L87 140L86 139H84L85 137H83L82 138V136H84V135ZM107 134H108V132H107ZM112 134V133H111ZM118 134V133H117ZM141 134V133H140ZM207 134V133H206ZM206 134H203V135H206ZM258 134H259V132H258ZM63 135V136H62ZM79 135V136H78ZM110 135V133L108 134V136ZM116 135V134H115ZM148 135V137H151V136H153V135H150L149 136ZM170 135H172L173 137H171ZM220 135V134H219ZM222 135V136H223ZM233 135H235L236 136V133L235 134H233ZM249 135H251V138H250V136ZM261 136L262 135H264V134H260ZM65 136V138H63ZM66 136L68 137L67 139H66ZM76 136H77V138H76ZM89 136V137H88ZM118 136V135H117ZM141 136V135H140ZM176 136V135H175ZM200 136V137H199ZM217 136V137H216ZM222 136H220L219 138L220 139H222V138H225V137H222ZM225 136V135H224ZM238 136V137H239ZM9 137V138H8ZM147 137V136H146ZM167 137V138H166ZM222 137V138H221ZM227 137V136H226ZM7 138V139H6ZM58 138V140H56ZM79 138V141L77 140ZM122 138V137H121ZM152 138V137H151ZM174 138V139H173ZM179 138V137H178ZM243 138V139H242ZM10 139V140H9ZM55 140V142H54V140ZM60 139V140H59ZM63 139H65V141L66 140H71L72 142H70L71 144H69L68 145V143H67V141L65 142V145H67V147L68 148H70L69 146H72L73 144H74V147L72 146V148L70 149V152H68L67 151V153H73V151L74 152H76L77 151V153H73L72 155H75V156H71V161H70V159H68L70 156H68L67 154H65V150H69L65 145H63V144H61V142L63 143ZM86 140V141H84V140ZM163 139V138H162ZM162 139H160V141L163 143V140ZM185 139V140H184ZM242 139V140H241ZM247 139V140H246ZM253 139V138H252ZM251 139V141H253ZM4 140H7V141H4ZM9 140V141H8ZM13 142H12V141ZM61 140H63V141H61ZM82 140V141H81ZM121 140H123V139H121ZM140 140L142 141V139L140 138ZM150 140V139H149ZM196 140H198V141H196ZM234 140H235V137H233V142H234ZM255 140V139H254ZM57 141H58V144L60 143L61 144V146L59 145V149H57L58 148V144L55 146V144L57 143ZM61 141V142H60ZM74 141H75V143H74ZM78 142V144H77V142ZM145 140H143V142H144ZM148 141V140H147ZM156 141V140H155ZM158 141V140H157ZM165 141H164V143H165ZM250 141V142H251ZM82 142V143H81ZM85 142H86V144L88 145H90V147L88 146L87 147V145H86V153L87 154H84V155H82V156H78V154H79V152L80 151H82V147H83V145L85 144ZM127 142V143H128ZM159 142V141H158ZM168 142V141H167ZM166 142V143H167ZM179 142V141H178ZM177 142V143H178ZM10 144V146H9V144ZM11 143H13L12 145H16L15 147H11L12 145H11ZM14 143H16V144H14ZM145 143H147V142H145ZM153 143V144H152ZM172 143V142H171ZM176 143V142H175ZM198 143H200L199 144V147L196 149L197 151H195V147L197 146V144ZM218 143H222V144H218ZM259 143V142H258ZM261 143H262V140H261ZM8 144V145H7ZM53 145V147H51L50 148V146H52ZM75 144L77 145V148H78V145L79 146H82V147H80V149L79 150H76L77 148H76V146H75ZM83 144V145H82ZM125 144H126V142H125ZM179 145H180V143H178ZM240 144V145H241ZM257 144V143H256ZM9 146L8 148H7V146ZM165 145V144H164ZM207 145H208V148H207ZM223 145V147H221ZM247 145V146H248ZM252 145H254V144H252ZM259 145H262V144H257V146H259ZM49 146V147H48ZM64 146L67 148H65V150H64ZM137 147L138 146V149L136 150H134L133 149V154H135V155H129V156H127L126 158H124V157H121L122 156V154L124 153V152H126V150L128 149H131V147ZM160 146V145H159ZM206 146V147H205ZM251 146V145H250ZM249 146V147H250ZM47 147H48V149H47ZM62 147V148H61ZM94 148V150H90V148ZM141 147V148H140ZM152 147V148H151ZM169 147H170V145H169ZM10 148H13L11 151H9L10 150ZM49 148H50V151L51 152H49ZM61 148V149H60ZM76 148V149H75ZM89 148V149H88ZM140 148V149H139ZM151 148V149H150ZM157 148H159V147H157ZM203 148V147H202ZM207 148V149H206ZM243 148H245V147H243ZM253 148V147H252ZM9 149V150H8ZM16 149V150H15ZM62 149L64 150V152L62 151ZM258 149V148H257ZM261 148H259V150H260ZM47 150H48V152H47ZM60 151L59 153H58V151ZM73 150V151H72ZM88 150H90V151H88ZM155 149H153V151H154ZM254 150H256V149H254ZM13 151H15V152H13ZM88 151V152H87ZM148 151V152H149ZM152 151V150H151ZM156 151H157V149H156ZM252 151H253V149H252ZM62 152V154L60 155V153ZM128 152V151H127ZM48 153V154H47ZM81 153V152H80ZM83 153V152H82ZM104 153H106V154H104ZM152 153V152H151ZM150 153V154H151ZM154 153H156V152H154ZM159 153V152H158ZM181 153V154H180ZM199 153L197 154V155H199ZM250 153V152H249ZM254 153H256V152H254ZM57 154H58V156H57ZM126 154V153H125ZM131 154V153H130ZM143 154H146V152L145 153H143ZM148 154V153H147ZM55 155V156H54ZM77 155V156H76ZM155 156L156 155H158V157H159V154H154ZM179 155H183V156H181V157H179ZM191 155V154H190ZM193 155V154H192ZM195 155V154H194ZM196 155V156H197ZM247 155H248V153H247ZM44 156V157H43ZM153 156V155H152ZM152 156H150V157H152ZM155 156H153V157H155ZM187 156V155H186ZM262 156H264V149H262V151L260 150V152H259V155H258V158H256L255 157V159H261V157ZM51 157H53V158H51ZM76 157V158H75ZM145 157V156H144ZM188 157V156H187ZM193 158H194V156H192ZM246 156H244V158H241V159H246L245 158ZM72 158H73V160H72ZM161 158V157H160ZM262 158H264V157H262ZM254 159V160H255ZM38 160H42V162L41 163H39L38 162ZM253 160V159H252ZM262 160V159H261ZM260 160V161H261ZM84 161V162H83ZM113 161H115V163H116V165H117V167H115L114 166V163H113ZM247 161V160H246ZM246 161H245V163H246ZM251 161V160H250ZM86 162V164H87V166L85 167V169H84V167H83V164ZM161 162H162V160H161ZM160 162V163H161ZM164 162V161H163ZM255 162H257L256 160H255ZM255 162H254V164H255ZM113 163V164H112ZM244 163V164H245ZM152 164V163H151ZM162 164V163H161ZM195 165V164H194ZM236 165V166H235ZM238 165V166H237ZM77 166V167H76ZM79 166V167H78ZM83 167V169L84 170H76L77 168H82ZM93 166V168L94 167H97V171L95 172V173H90V171H91V167ZM152 166V167H151ZM166 166V165H165ZM187 166V167H186ZM245 166H249V164L247 165V164H245ZM253 166H255V165H252V167ZM236 167V168H235ZM199 168V169H200ZM248 168V167H247ZM255 168H257V167H255ZM255 168L253 167V168H251V170H252V173L250 174V171L248 172V169H245V171H247V173H246V175L248 174H250L248 177L249 178H252L251 176L253 175V178L254 177H260V176H258V174H264V173H260L259 171H260V169H259V171H258V173H255L254 172V170H255ZM262 168V167H261ZM185 169H187V170H185ZM241 171H240V170ZM262 169H264V168H262ZM76 170V171H75ZM94 170H95V168H94ZM100 170V172L102 171L103 172V175L102 176H104L105 177V180L107 179V181L110 179V180H112V181H109L108 183H107V181H106V184H103V185H105L106 187H107V185H108V188H104V187H102V188H104V191L106 190V192H108L107 191V189L108 190H110L111 188H112V186H113V188H115L114 189V192L111 190V192L112 193H110V194H108V195H111L110 196V202H109V204H107V205H109L108 206V208L109 209H107V212L108 213H106L105 212V209L104 208H107L106 207V201H105V203H100L99 204V210H98V212H99V214L101 215V217L99 216V214H97V216H95L96 218H98V219H93V220H95V221H92L91 219H90V221H91V223L89 222L88 223V219H87V223H86V221H84V223L82 222V219L80 220V215H78V213H82V215H83V210L82 211H79V212H77L78 210H81L82 208H87L88 206H87V204L90 202V193H91V188L89 189L90 191H88L89 192V194H88V203L86 202V204L83 202L84 201V199H83V197H84V195L83 194H80L79 193V190L80 189H82L81 187H84V186H81L80 184L78 185V183L80 182V181H84L83 183H85L86 181L85 180H87V182H86V184H89V183H91V181L93 180V178H95V175L96 174H99L98 173V171ZM192 170V169H191ZM244 171V172H245ZM188 172V171H187ZM238 172H239V174H238ZM254 172V173H253ZM89 173V174H88ZM91 174V175H90ZM116 174H118V176H116ZM135 175V179H136V181L133 179V182L132 181H130V178L132 177V175ZM141 174H146V175H148L147 177H151V178H153L152 180L150 179V182H147L148 183V185H151V187L150 188H148L147 186V190L146 191H148L149 189H152V190H154V191H150L149 193H150V195L149 194H147V192L145 191H143V188H144V186H145V184L146 183H144V186H143V180L142 179H145V178H142L144 175H142V176H140ZM257 174V175H256ZM89 175V176H88ZM145 175V176H146ZM189 172H188V177H189ZM243 175H245V174H243ZM116 176V177H115ZM98 177V176H97ZM102 178V177H101ZM198 178V177H197ZM221 178V179H222ZM231 178V179H230ZM238 178V179H239ZM242 179H240L238 182L240 183L241 181H242V183H243V181H244V178L243 177H241ZM262 177H260L259 179H261ZM204 179H206L205 180V182H204ZM237 179V180H238ZM255 179V178H254ZM254 179H252L253 180V182H255V181H258L257 179L254 181ZM262 179H264V178H262ZM56 180H58V184H59V186H57V188H56V186H55V182H56ZM97 181L98 180V178L96 179H94V181ZM146 180H148L149 181V178L148 179H146ZM237 180H236V182H237ZM250 180V179H249ZM93 181V182H94ZM251 181V180H250ZM74 182H75V184H77L76 186H73V184H74ZM78 182V183H77ZM91 183V187L93 188V184L94 183ZM134 182H137V183H134ZM235 182V179H234V181H233V183ZM236 182L234 183V185H236ZM162 183H164V184H162ZM241 183V184H242ZM245 183V182H244ZM244 183H243V185H244ZM259 183V182H258ZM258 183H257V185H258ZM262 183H264V182H262ZM57 184V183H56ZM142 184V185H141ZM159 185L156 189H157V192H156V190H155V187H156V185ZM219 184V183H218ZM223 184H224V182H223ZM83 185V184H82ZM93 185V186H92ZM98 185V184H97ZM100 185H101V183H100ZM100 185H99V187H100ZM190 185V184H189ZM225 185V184H224ZM223 185V186H224ZM234 185H232V187L234 186ZM238 185L239 184H237V187H238ZM251 185V184H250ZM256 185V186H257ZM261 185V184H260ZM197 186V185H196ZM226 186V185H225ZM247 185H246V183H245V188L244 189H247L248 187H246ZM254 186V185H253ZM165 187V186H164ZM165 187V188H166ZM200 187V186H199ZM227 187V186H226ZM232 187H231V190L229 189V194H231L232 192H233V189H235L236 187H233V189H232ZM101 188V187H100ZM163 188V187H162ZM161 188V189H162ZM186 188V187H185ZM193 188V187H192ZM195 188V187H194ZM193 188V189H194ZM224 188V187H223ZM229 188V187H228ZM62 190V192L61 191H59V190ZM190 189V188H189ZM198 189V188H197ZM197 189H194V191L195 190H197ZM201 189V188H200ZM227 189V188H226ZM186 190V189H185ZM223 190H225V188L223 189ZM242 190V189H241ZM254 190H256V189H254ZM57 191H58V193H57ZM86 191V190H85ZM84 191V192H85ZM103 191V192H104ZM161 191V190H160ZM202 191V190H201ZM207 191H209L208 189H207ZM230 191H232V192H230ZM249 191V190H248ZM253 191V190H252ZM60 192V193H59ZM74 192H76L75 194H74ZM81 192V191H80ZM83 192V193H84ZM88 192H86V193H88ZM163 192V191H162ZM206 191L204 190L203 191V194L205 193ZM211 192V191H210ZM225 192H227V190L225 191ZM254 192V191H253ZM94 193V192H93ZM101 193V192H100ZM168 193V194H169ZM180 193V194H181ZM185 193V192H184ZM186 193H187V190H186ZM186 193H185V195H186ZM189 193L190 194H187L188 196H193V197H195L194 196V193L192 194V192L191 191H189ZM198 193V192H197ZM196 193V194H197ZM245 193H248L247 192V190H246V192ZM260 193V192H259ZM58 194H61L60 196H58ZM74 194V195H73ZM123 194V195H124ZM166 194V193H165ZM199 194V193H198ZM206 194H207V192H206ZM206 194H205V196H206ZM224 194H226V193H224ZM55 195H57V196H55ZM93 195V194H92ZM98 195V194H97ZM161 195V194H160ZM167 195V194H166ZM174 195V194H173ZM208 196H209V194H207ZM228 195V194H227ZM95 196H96V194H95ZM98 196H101L100 194L98 195ZM105 196V195H104ZM149 196V197H148ZM163 196H164V193H163ZM168 196V195H167ZM181 196V195H180ZM179 196V198H181ZM198 196V195H197ZM196 196V197H197ZM86 197V196H85ZM102 197V196H101ZM100 197V198H101ZM131 197V196H130ZM130 197H128L129 199H130ZM193 197H191V198H193ZM195 197V198H196ZM202 197V196H201ZM240 197V196H239ZM239 197H237V198H239ZM99 198V197H98ZM99 198V199H100ZM115 198V197H114ZM121 198V197H120ZM134 198V197H133ZM169 198V197H168ZM167 198V199H168ZM183 198V197H182ZM189 199V198H186V200L188 201V199L191 201V200H193V199H195V198H193V199ZM202 198H205V197H202ZM246 198H248V199H246ZM123 199V198H122ZM129 199H127L128 200V203H129ZM161 199V198H160ZM171 199H172V197H171ZM173 199H176V201H177V198H174V196H173ZM172 199V200H173ZM223 199H225L224 197H223ZM246 199V200H245ZM115 200V199H114ZM133 200V199H132ZM154 200V201H155ZM163 200V199H162ZM179 200V199H178ZM186 200H184V201H186ZM203 200V199H202ZM252 201V204L254 203V201L256 200V202L258 201V205H259V207H260V209L262 208V207H264V193H260L259 195H252V192H250V193H248L246 196H245V198H239V200H237V199H233L232 200V205H230L229 207H225L222 203H221V201H219V203H217L218 204V208H219V210H217V213L219 214L220 213V215H221V213L223 212V208L225 207L226 208V210L227 209H229V210H227L226 212H225V214H228L229 212L231 213L232 211L233 212H235V215H234V213H233V215L234 216H236V217H234L232 214H231V216H233V217H231V218H228V219H232L233 221H235L236 220V218H238L239 220L240 219H242V217H243V215L245 216L246 214L248 215V211H250V209L249 208H252V206L254 205H251V203L250 202H248V201ZM74 202L75 204L74 205H76L77 207L76 208H78V210L76 211V213H77V215H75L74 216V214H76V213H74L73 214V216H74V218H73V221L72 222H70L71 221V219H69V217L67 218V216H70V215H68V212H70V210H65L66 208H63L62 210L63 211H65V212H60V210L59 209H61L63 206H66L67 205V203H69V202ZM94 201H96L95 199H94ZM100 201V200H99ZM122 201V200H121ZM134 201H135V198H134ZM169 201H170V199H169ZM176 201H174V202H176ZM182 201V200H181ZM183 201V202H184ZM190 201H189V203H190ZM206 201V200H205ZM97 202V201H96ZM107 202V203H108ZM117 202V201H116ZM115 201H114V203H116ZM133 202V201H132ZM174 202H173V204H174ZM194 202V201H193ZM202 202V201H201ZM255 202V203H256ZM84 203V207L82 206V204ZM92 203V202H91ZM156 203V202H155ZM155 203H153L154 205H156ZM158 203V202H157ZM192 203V202H191ZM65 204V205H64ZM103 204H105V206L103 207ZM152 204V205H153ZM182 204V203H181ZM202 204V203H201ZM200 204V205H201ZM204 204H205V202H204ZM230 204V203H229ZM69 206H70V203L68 204ZM73 205V204H72ZM86 205V206H85ZM91 205H93V204H91ZM96 205V204H95ZM114 205V204H113ZM120 205V204H119ZM132 205V204H131ZM131 205H130V207H131ZM153 205V206H154ZM196 205V204H195ZM203 205V204H202ZM68 206V207H69ZM123 206V205H122ZM169 206V205H168ZM171 206V205H170ZM187 206V205H186ZM212 206V205H211ZM216 206V205H215ZM71 207V206H70ZM69 207V208H70ZM91 207V206H90ZM128 207H129V204H128ZM178 207V206H177ZM203 207V206H202ZM154 209H156V207L154 206L153 207ZM195 209H197V207H194ZM207 208H208V206H207ZM217 208V209H218ZM255 208V207H254ZM167 209V208H166ZM191 209V208H190ZM204 209V208H203ZM209 209V208H208ZM249 209V210H248ZM58 210V211H57ZM72 210H74V208L72 209ZM88 210V209H87ZM90 210H91V208H90ZM122 210L124 211L125 209H123V207H122ZM137 210V209H136ZM140 211H141V209H139ZM152 210V209H151ZM173 210V209H172ZM205 210V209H204ZM248 210V211H247ZM252 210V209H251ZM262 210H264V208H262ZM85 211V210H84ZM94 211V210H93ZM95 211H97L96 209H95ZM168 211V210H167ZM218 211H220V212H218ZM222 211V212H221ZM55 212V213H54ZM59 213V215H60V213H62V215H60L61 217L58 219L57 218V220H55L56 219V216H54L55 214L57 215V213ZM88 212V211H87ZM97 212V213H98ZM125 212V211H124ZM143 212V211H142ZM156 212V211H155ZM176 212V211H175ZM189 212V211H188ZM200 212V211H199ZM209 212V211H208ZM207 212V214L208 215H210L211 217V219H214V218H212V214H215V211H214V213H211L212 211H211V208H210V212L208 213ZM244 212H246L245 214H244ZM96 213V212H95ZM111 213V214H112ZM127 213H129V212H127ZM166 213V212H165ZM191 213V210H190V212L187 214V216H189V214ZM193 213H194V211H193ZM192 213V214H193ZM196 213H198V212H196ZM195 213V214H196ZM211 213V214H210ZM216 213V214H217ZM262 213V212H261ZM88 214H89V217L91 218V215L90 214H94V213H89L88 212ZM142 214H144V213H142ZM151 214H152V212H151ZM171 214H172V211H171ZM192 214H190V215H192ZM206 214V216H208ZM217 214V215H218ZM255 214V213H254ZM59 215H57V216H59ZM64 215V216H63ZM65 215H67L66 216V219L64 218L65 217ZM86 215V214H85ZM126 215V214H125ZM130 215V214H129ZM168 215V216H167ZM167 217L166 218H168V217H170L171 215L169 214V212H167ZM170 215V216H169ZM253 215V214H252ZM255 215H257V214H255ZM72 216V217H73ZM131 216V215H130ZM146 216H149V215H147L146 214ZM156 216V215H155ZM154 216V217H155ZM261 216V215H260ZM71 217V218H72ZM85 217H87V218H89L88 217V215L87 216H85ZM127 217V216H126ZM184 217V216H183ZM253 217V216H252ZM262 217H264V216H262ZM262 217H261V219H262ZM53 218H55V219H53ZM82 218H84L83 216H82ZM102 218V219H101ZM109 218V219H108ZM156 218V217H155ZM208 219H209V216L207 217ZM207 218H206V220H207ZM216 218V217H215ZM247 218V217H246ZM86 219V218H85ZM84 219V220H85ZM102 221H101V220ZM120 219V218H119ZM129 219V218H128ZM179 219H180V216H179ZM183 218H181L180 220H182ZM202 219V218H201ZM201 219H200V221H201ZM205 219V218H204ZM210 219V220H211ZM244 219V218H243ZM66 220V221H65ZM67 220H69L68 222H67ZM144 220V219H143ZM188 220H190V219H188ZM187 220V221H188ZM196 220V219H195ZM110 221V222H111ZM161 221V220H160ZM175 221V220H174ZM173 221V222H174ZM178 221V220H177ZM214 221V220H213ZM228 221V220H227ZM233 221H231V222H233ZM262 221H264V219H262ZM261 221V222H262ZM100 222H106L107 224L106 225H102V226H100L101 225V223ZM121 222V221H120ZM128 222V221H127ZM166 222V221H165ZM192 222H194V221H192ZM191 222V223H192ZM208 222H209V220H208ZM244 222H245V220H244ZM95 223H96V227L94 226L95 225ZM98 223H100V224H98ZM140 223V222H139ZM142 223V222H141ZM191 223H189V224H191ZM228 225H229V223L228 222H226ZM246 223V222H245ZM262 223H264V222H262ZM261 223V224H262ZM150 224V225H149ZM159 224V223H158ZM158 224H157V226H158ZM161 224V223H160ZM180 225L181 223L180 222H177V225ZM186 224V223H185ZM227 224H225V226L226 227H224V229L226 228V230H227ZM241 224H242V222H241ZM260 224V223H259ZM89 225H91V226H89ZM165 225H166V223H165ZM178 225V226H179ZM214 225V224H213ZM234 226H235V223L233 224ZM151 226V227H150ZM161 226H163L164 227V224L163 225H161ZM170 228L172 227V226H170V225H168ZM167 226V227H168ZM181 226V225H180ZM185 226V225H184ZM186 226H188V225H186ZM193 226V225H192ZM192 226H191V228H192ZM196 226H198V225H196ZM195 225L193 226V228L194 227H196ZM215 226H217L216 224H215ZM219 226V225H218ZM217 226V227H218ZM243 226H245V225H241V227L243 228ZM250 226V225H249ZM95 227V228H94ZM141 227V226H140ZM167 227H164V228H167ZM200 227V226H199ZM198 227V228H199ZM204 227V226H203ZM176 228V227H175ZM174 228V229H175ZM182 228H183V226H182ZM185 228V227H184ZM187 228V227H186ZM189 228H190V225H189ZM218 228H220V227H218ZM242 228H240V230L242 229ZM247 228V227H246ZM157 229V228H156ZM173 229V230H174ZM211 229H213V228H211L210 227V229H205L204 231H203V233H201L200 235H198V236H195V241L193 242V246L195 245L194 243H196V245H197V241H201V243L203 242L201 239L202 238H204V239H206V237L208 238L209 236H211L212 237V235H210L211 234V232L213 231L214 232V230H212L211 231ZM217 229V228H216ZM239 228H237V230H238ZM244 229V228H243ZM248 229H249V227H248ZM247 229V232H249L250 230H248ZM74 230H78V231H80L81 233L80 234H82V236H83V240L82 241H80V242H75V243H72L71 242V240H69L68 238H67V236H69V234H71V232H75ZM157 230H159V229H157ZM170 230V229H169ZM183 230V229H182ZM194 230V229H193ZM202 230V229H201ZM219 230V229H218ZM246 230V229H245ZM172 231V230H171ZM170 231V232H171ZM184 231V230H183ZM190 231H191V229H190ZM215 231H217V230H215ZM219 231H221V229L219 230ZM158 232V231H157ZM164 232V231H163ZM186 232L188 233L189 232V229L188 230H186ZM193 232V231H192ZM212 232V234L214 235V233ZM240 232V231H239ZM238 232V233H239ZM247 232H246V234H247ZM262 232H264V231H262ZM160 233V232H159ZM175 233V232H174ZM176 233H177V229H176ZM216 233H218V232H216ZM225 233V232H224ZM227 233V232H226ZM237 233V231H236V235L238 234ZM72 234H75V233H72ZM72 234H71V236H72ZM80 234H78V235H80ZM112 234V235H111ZM173 234V233H172ZM186 233L184 232V235H185ZM189 234V233H188ZM188 234H186V235H188ZM194 234H196V233H194ZM199 234V233H198ZM219 235H220V232L218 233ZM242 235V232H240L239 233V235ZM76 236H78L77 234H75ZM74 235V236H75ZM102 235H104V238L102 237V239H99V237L100 236H102ZM174 235V234H173ZM222 235V234H221ZM224 235H226V237L227 238H225V240H227L226 242H227V244H228V242L230 241H228V239H230V237L232 236V234H230L229 236L230 237H228V234H224ZM236 235L234 236L235 238H234V241L233 242H237L238 240H239V242H241L242 241V239H244V238H241L242 236L240 235V239H238V240H236ZM250 235V234H249ZM253 235H255V233L253 234ZM73 236V237H74ZM76 236L74 237V239L76 238ZM179 236V235H178ZM232 236V237H233ZM256 236V235H255ZM70 237V236H69ZM140 237H143L142 238V241L140 240V239H138V238H140ZM172 237V236H171ZM175 237H176V235H175ZM175 237H173L172 238V241L174 240V238ZM184 237V236H183ZM187 237V236H186ZM186 237H185V239H186ZM211 237H209V239L210 240H212L213 241V239H211ZM223 235H222V238H221V236H220V238L221 239H223ZM244 237V236H243ZM260 237H264V235H262V236H260ZM31 239L32 238V242H30V240L28 241V239ZM34 238V239H33ZM81 238V237H80ZM161 238H162V236H161ZM43 239H44V241L46 242V240H47V242L44 244L45 245V247H46V249H44V251L43 252H41L40 251V247H41V245H43ZM82 239V238H81ZM138 239V240H137ZM158 239H160V238H158ZM165 239V238H164ZM164 239H160V240H164ZM180 236H179V240H178V243H179V241H180ZM208 239V240H209ZM262 239H264V238H262ZM262 239H260V240H262ZM140 240V241H139ZM209 240V241H210ZM218 241H220L219 239H217ZM249 240H251V239H249ZM259 240V239H258ZM75 241H78V240H75ZM169 241H170V239H169ZM175 241V240H174ZM173 241V242H174ZM186 241V240H185ZM193 241V240H192ZM207 241V240H206ZM212 241H210V242H212ZM222 242H224V240H221ZM262 241H264V240H262ZM29 242L31 243L29 246H28V244H29ZM156 241H154V243H155ZM161 242V241H160ZM164 242H165V240H164ZM208 242V241H207ZM232 241L231 242H229V244L230 243H233ZM247 242H248V240H247ZM250 242V241H249ZM162 243V242H161ZM166 243H168V241H166ZM171 243V242H170ZM175 243L177 244V241H175ZM215 243H216V241H215ZM225 243V242H224ZM224 243H222L223 245H221V243H216L215 245V248L216 247H220L221 246V249H222V246H224L225 244ZM259 243V242H258ZM142 244L144 245V248H146L147 250H145L144 248H142ZM157 244H159V246L161 245L159 242L157 243ZM165 244V243H164ZM169 244V243H168ZM168 244H166V245H168ZM214 241L212 242V246L211 247H213L214 245ZM249 244V243H248ZM153 245L154 244H152V247H153ZM171 245V244H170ZM169 245V246H170ZM185 245L187 246V243H185ZM199 245V244H198ZM202 245V244H201ZM204 245V244H203ZM217 245H219V246H217ZM162 246V245H161ZM169 246H168V248H169ZM175 246V245H174ZM177 246H179V245H177ZM226 246V245H225ZM236 246H238V244L236 245ZM256 246V245H255ZM24 247H28L27 248V250L24 252V253H22V249L24 248ZM155 247H156V245H155ZM163 247H164V245H163ZM167 247V246H166ZM176 247V246H175ZM190 247V246H189ZM191 247H192V245H191ZM248 247V246H247ZM170 248H172V247H170ZM186 247H184L183 249H185ZM188 248V247H187ZM193 248H195V247H193ZM196 248L198 249V251L196 252V253H198L199 252V250L200 249H205V251H206V248L204 247V246H202V247H200V246H196ZM200 248V249H199ZM209 248V247H208ZM208 248H207V250H208ZM217 248V249H218ZM240 248V247H239ZM251 248V247H250ZM42 249H43V247H42ZM142 249H144V251L141 250ZM166 250H167V248H165ZM173 249V248H172ZM210 249V248H209ZM212 249V248H211ZM210 249V252H207L206 251V253H205V255L207 256L208 254H213L212 253V250ZM235 249V248H234ZM237 249V248H236ZM186 250H188V249H186ZM216 250V249H215ZM222 250H224V249H222ZM239 250V249H238ZM247 250V249H246ZM147 251H148V254H147ZM149 251H151V253H149ZM163 251H165V250H163ZM182 251H185V250H182ZM189 251H191V249L189 250ZM189 251H188V253H189ZM173 252V251H172ZM225 252H227V250L225 251ZM233 252H235V251H233ZM147 254V258L145 257V255ZM156 253V252H155ZM168 253H169V251H168ZM167 253V254H168ZM182 253H184V252H182ZM182 253L180 254V255H182ZM195 253V251H194V255L196 254ZM200 253V252H199ZM222 253V252H221ZM229 253V252H228ZM227 253V254H228ZM232 253V252H231ZM242 253V252H241ZM241 253H239V254H241ZM161 254V253H160ZM169 254H171V253H169ZM233 254V253H232ZM232 254H231V258L233 257L232 256ZM239 254H238V256H239ZM122 255H126V257H125V261H124V259L122 260L121 258H122ZM149 255V256H148ZM155 255V254H154ZM164 255V254H163ZM179 255V256H180ZM193 255V256H194ZM200 255H202V253H200ZM204 255V254H203ZM203 255H202V257H203ZM204 255V257H206ZM214 255V254H213ZM220 255V254H219ZM165 257H166V255H164ZM164 256H163V259H165L166 260V258H164ZM182 256H185V255H182ZM191 256V255H190ZM209 256V255H208ZM208 256L205 258V259H208ZM221 256V255H220ZM223 256V255H222ZM228 256H230V255H228ZM238 256L236 257V256H234V258H238ZM204 257L201 259V260H204ZM224 257V256H223ZM123 258H124V256H123ZM151 258H149V259H151ZM183 258V257H182ZM230 258V259H231ZM128 259V260H127ZM144 259V260H143ZM157 259V258H156ZM163 259L161 260H159V261H156V262H148V263H143L142 262V264H160V262L162 261V263L165 261H163ZM194 262L192 261V263H194V264H197V262H196V258H195V256H194ZM214 259V258H213ZM218 259H220V258H218ZM229 259V258H228ZM127 260V261H126ZM152 260H154V259H152ZM200 260V259H199ZM130 261H132L131 263H130ZM183 261V260H182ZM206 261V260H205ZM230 261V260H229ZM128 262V263H127ZM191 262V261H190ZM196 262V263H195ZM202 262V261H201ZM227 262H228V260H227ZM123 263V264H124ZM173 263V262H172ZM203 263V262H202ZM184 264H185V262H184Z\"/></svg>","mask_w":264,"mask_h":264},{"label":"rangeland","instance_id":"2","mask_svg":"<svg viewBox=\"0 0 264 264\" xmlns=\"http://www.w3.org/2000/svg\"><path fill=\"white\" fill-rule=\"evenodd\" d=\"M78 2H79V4H81V5H85L84 4V2L85 1H87V0H85V1H83V0H77ZM93 3H92V2ZM96 1V2H95ZM99 1V2H98ZM118 1H120V2H118ZM149 1V2H148ZM160 1L161 0H127V2H125L124 0H117V2H116V0H89L88 2L89 3H87V7H85L86 9H88V14H89V18H91V21H90V23L88 24V27L89 28H91V30L93 31V32H96V33H94V35L95 36H98V35H100V41H97L96 43H85L84 45L83 44H81V43H79V42H82V40H83V38H86L87 36H88V34L87 35H84V37L83 36H79L78 35V33H81L82 35H83V33H84V27L87 25L86 23H84V22H82V23H84V24H86L85 26H82V25H84V24H81V25H78V21L75 23V27L74 26H72L73 24H74V21L72 22V25H70V26H68L69 24H67L66 22H64L63 20H62V23H63V26L61 27V28H63V29H61V28H59L58 26H57V24L55 23V25H53V23H51L50 25H49V27H48V25H44L46 28H48V30H49V28H50V26L52 27V26H54V27H52V32H51V30H50V32L53 34L52 36L54 37V36H58V34L57 35H55L54 33H56V32H54V30L53 29H55V31H58V30H63V31H65V29H64V27H67L68 26V29H69V27H73L74 29H77L76 28V26L78 27V29L80 28V30H79V32L77 31V34L76 33H74V32H72L73 31V28H71L72 29V31H70V29L67 31V32H69L70 31V33L72 32V35L73 36H78V38L80 37V39H81V41H79V39H77V37H74V38H76L78 41V46L76 45L77 43L75 42V47H74V49L78 52V54L80 53V54H82L83 55V57L85 58V56L86 55H88L89 54V57L88 56H86V57H88V58H91L90 56H91V54H92V52H94L96 49H92V48H90L92 45L91 44H94V45H96V48L98 49V46H102L103 45V47L105 46V48H111L113 51H114V47H115V45H116V48H118L117 47V45H119V43H120V45H121V47H119L120 48V53L119 52H117V51H115V53H116V55L112 52V50H111V55H110V53H108L109 52V50L110 49H108V51L106 52V50H102V49H98V51H95V52H99L100 50H101V52H99L98 53V55L100 54V58H102V56H104V54L106 55L105 57H108V63H109V65H110V69L112 70H109V71H104V75H103V79H105V78H107V79H110L111 77H113L114 76V78L115 77H118L119 75V73L122 75H120L121 76V78L122 77H124L123 76V74H128V72H126L127 71V68H122L123 66H124V64H126V63H129L130 64V68H132L133 67V69H136L137 67H136V64H137V66H140L141 67V62L143 63V64H145V65H147V63H149L150 62V59L148 58V57H150L151 55H152V50H153V47H158L159 48V50H161V53H160V55H165V54H167L169 57H172L173 55H179L180 54V57L181 56H183V54H185V53H187L188 55L187 56H189V53L191 52V50H189L190 48H192V47H200V48H198L199 50L201 49V51L203 50V48H201L202 46L204 47V46H206V45H210V44H213V45H216V44H218V43H224V46L226 47V52H228V54H230V51H228L229 49H227V46H226V44L229 46V48L231 47L230 46V43H234V44H237V45H242V43L240 42V40H245V45L248 43V42H246V41H249V43H250V40L249 39H251V38H249L250 37V35L248 36V33L249 34H251L252 32L251 31H257V32H259L258 30H260V29H262V30H264V27H261V25L262 26H264V0H248L249 2H248V4H247V2L246 3H244V1L243 0H234L233 2H231V1H229L228 3L230 4V6L233 4L234 5V8L233 9H235V11H233V9H229V10H231L230 12H231V15L233 16H231L230 15V13H229V10H227L226 8H221L222 10H217L216 9V7H214L213 6V8L216 10V12L214 11V9L212 8V6H208L207 5V3H205V4H203V5H198L197 7H195L196 5H197V3H196V5H194L195 4V0L193 1V0H162L161 1V3H160ZM191 1V2H190ZM192 1L194 2V3H192ZM253 1V2H252ZM109 2V3H108ZM123 4H122V3ZM138 2V3H137ZM227 2V1H226ZM225 2V3H226ZM243 2V3H242ZM92 3V4H91ZM94 3H96V4H94ZM121 3V4H120ZM124 3H126V5L124 4ZM167 4L168 3V9L170 10V13L171 14H173L174 13V19L172 20V26H171V29H168L169 27H170V25H166L167 26V29H166V32H164V33H154V32H150V31H147V30H143L142 32H140V33H134L133 35H131V38L130 37H128L127 36V34H128V32L127 31H120V32H118V33H115V34H112V33H114V32H112L111 30H112V28H110V29H108L107 28V26H109V27H112V23H113V26H114V24H116V23H120L121 21H119V19H117V17H118V12H119V10L118 9H120V7H121V5H122V9L124 8V6H126L127 8H129V9H127V10H130L131 11V13L133 14L132 16L133 17H131V19H130V22L131 23H133L134 25L135 24H145V28L147 29L149 26H151L152 24H153V22H155L156 20H157V18L154 20V18H155V16L157 17V15H155L154 14V12H156V11H158L159 10V8H161V6H162V4ZM240 3V4H239ZM90 4V5H89ZM94 4V5H93ZM108 4V5H107ZM132 4V5H131ZM138 4V5H137ZM228 4V5H229ZM240 5V8L242 9V7H244L243 9H245V6L244 5H246V8L247 9H245L246 11H244L243 9H242V11H241V9L239 8V6L238 5ZM244 4V5H243ZM254 4V5H253ZM12 5V4H11ZM9 6V10H11L10 8L12 7V6ZM89 5V6H88ZM92 5V6H91ZM111 5V6H110ZM142 5V6H141ZM220 5V4H219ZM227 5V7H229ZM235 5H237L236 7H235ZM114 6V7H113ZM135 8V10L132 8ZM242 6V7H241ZM112 7V8H111ZM156 7L158 8V9H156ZM174 7V8H173ZM131 8V9H130ZM231 8V7H230ZM237 8H238V10L240 11L239 13H238V11H236L237 10ZM92 9V11H90ZM95 9H96V11H95ZM111 9V10H110ZM116 9V10H115ZM251 9V10H250ZM256 9V10H255ZM114 10V11H113ZM126 10V9H125ZM248 10V11H247ZM250 10V11H249ZM115 11L117 12L116 14H117V16H116V14H115ZM121 11V10H120ZM123 11H124V9H123ZM130 11H128V12H130ZM133 11V12H132ZM244 11V12H243ZM253 11H255V12H253ZM114 12V13H113ZM125 12H127V11H125ZM151 12V13H150ZM158 12H160V11H158ZM158 12H156V13H158ZM235 12H237V13H235ZM241 12H243V13H241ZM250 12V13H249ZM3 13V10H2V8H1V6H0V15ZM147 13L149 14L148 16H147ZM216 13H217V15H219V16H215L216 15ZM227 13H229L227 16H225L224 14H227ZM248 13V14H247ZM101 14H103V15H101ZM214 14V15H213ZM223 14V15H222ZM242 14V15H241ZM253 14V15H252ZM131 14H129V16H130ZM146 15V16H145ZM71 15H69V16H67L65 19L67 20V21H69L68 23H71V18H73L72 16L70 17ZM102 16V17H101ZM110 16V17H109ZM115 16V17H114ZM129 16H127V17H129ZM143 16V17H142ZM150 16V17H149ZM151 16H154V17H151ZM213 16V18H211ZM223 16V17H222ZM247 16H249V17H247ZM96 17V18H95ZM99 17V18H98ZM110 19H109V18ZM126 16H123L122 17V22L120 23V25L122 24H124L126 21H124L125 19H129V18H125ZM235 17H237V18H235ZM87 18V17H86ZM89 18H87V19H89ZM104 18V19H103ZM121 18V17H120ZM125 18V19H124ZM135 18V19H134ZM144 18V19H143ZM151 18H153V19H151ZM146 19V20H145ZM149 19H150V21H149ZM28 20H30V19H28ZM104 20V21H103ZM121 20V19H120ZM153 20V21H152ZM30 21H33V20H30ZM81 20H79V22H80ZM84 21H86V20H84ZM99 21V22H98ZM123 21H124V23H123ZM140 21H141V23H140ZM98 22V23H97ZM107 22V23H106ZM115 22V23H114ZM129 22V21H128ZM147 22V23H146ZM65 23V24H64ZM88 23V22H87ZM98 25H96V24ZM261 23V24H260ZM126 24V23H125ZM128 24V23H127ZM132 24V25H133ZM249 24V25H248ZM90 25H91V27H90ZM100 25V26H99ZM80 26V27H79ZM94 26V27H93ZM147 26V27H146ZM188 26V27H187ZM205 26V28H203ZM87 27V29H89ZM105 27V28H104ZM249 27V28H248ZM86 28V27H85ZM244 28V29H243ZM246 28H247V30H246ZM252 28H255V29H252ZM29 29V30H28ZM28 31H30L31 33L29 34H27L26 35V32H24L23 31V33H24V35H22L21 36V40H22V42H21V44H22V48L21 49H23L24 48V50L26 49V51H27V45L28 44H25V42H27L26 41V37L29 35L30 36V38H32V40L34 39H36L35 41L33 40L32 42L35 44V42H37L38 44H40L41 45V43L43 42V41H41V40H39V41H37V37L38 36H40L41 35V33H39V32H36V31H38V28H30V27H28ZM86 29V30H87ZM106 29V30H105ZM195 29V30H194ZM239 29V30H238ZM258 29V30H257ZM96 30V31H95ZM107 30H109L108 32H107ZM114 30V29H113ZM182 30V31H181ZM190 32H189V31ZM260 31V33L262 32V33H264V31ZM45 31H46V29L44 30V32L43 33H45ZM63 31H62V33H63ZM88 31V30H87ZM171 31L173 32V33H171ZM245 31L247 32L246 34L247 35H245L244 37H243V34H245ZM254 31H253V33H254ZM67 32H66V34H65V32H64V34L63 35H66L67 36ZM76 32V31H75ZM83 32V33H82ZM91 32V31H90ZM89 32V33H90ZM92 32V33H93ZM116 32V31H115ZM127 32V33H126ZM235 32V33H234ZM39 33V35H37ZM60 33H61V31H60ZM61 33V34H62ZM70 33H68L69 35H71ZM98 33V34H97ZM126 33V34H125ZM37 36H36V35ZM59 35L58 37H54V39L56 40V39H58L57 41L58 42H60V40H59V37H62V41H64L63 39H66V38H63V35ZM104 34V35H103ZM216 34V35H215ZM255 34V33H254ZM252 35V38L256 35ZM259 34V33H258ZM257 34V35H258ZM72 35H71V37H72ZM92 35V34H91ZM256 35V36H257ZM34 36V37H33ZM65 36V37H66ZM86 36V37H85ZM94 36V37H95ZM70 37V36H69ZM69 37L67 38V39H69ZM71 37H70V39H71ZM93 37V38H94ZM39 38V37H38ZM74 38H72L73 40H75L76 41V39H74ZM93 38H91V39H93ZM97 37H95V39H96ZM231 38V39H230ZM61 39V38H60ZM104 41V43H103V41ZM222 39V40H221ZM25 40V41H24ZM73 40H72V42H73ZM85 40H88V42H89V37L87 38V39H84V41L83 42H87V41H85ZM97 40V39H96ZM171 40V41H170ZM225 40V41H224ZM53 41V40H52ZM57 41H54L55 42V45H56V42ZM66 41V40H65ZM64 41V42H65ZM68 41V40H67ZM94 41V40H93ZM189 41V42H188ZM57 42V43H58ZM69 42H70V40H69ZM91 42V41H90ZM123 42V43H122ZM175 42V43H174ZM193 42V43H192ZM251 42H252V40H251ZM47 43H48V46H47V48H49V49H53V51L51 52V54L53 55V57H54V59H57L58 58V56H61V52L59 51V47L57 48V47H55V46H53V45H51L50 44V42L49 41H47ZM71 43V42H70ZM192 43V44H191ZM257 44H255V45H253L254 43L252 42V43H250V44H248V46H251V47H249V50H250V48L251 49H253L252 50V52H254V49H256V48H258L260 45H261V43L259 44V46L257 47L256 45H258V42H256ZM102 44V45H101ZM177 44V45H176ZM180 44V45H179ZM221 44V45H222ZM254 47H256V48H252L253 46ZM74 45V44H73ZM86 45H88V46H90L89 48H88V46H86ZM189 46V49L187 48L188 46ZM195 45V46H194ZM197 45V46H196ZM19 46V47H18ZM24 46V47H23ZM31 47V45L29 44L28 45V47ZM83 46V49H84V47L86 46L88 49H87V52H84L83 50H82V47ZM108 46H110V47H108ZM211 46V45H210ZM216 46H218V45H216ZM220 46V45H219ZM262 47H264V44H262L261 45ZM260 46V47H261ZM76 47H78V48H76ZM113 47V48H112ZM177 49H176V48ZM214 48H215V46H213ZM243 47V46H242ZM259 47V48H260ZM261 47V49L259 50V52H258V50L256 49L255 50V52H254V54L253 53H251V54H253L252 55V60L254 61L255 60V62H253V63H255L256 64V61L257 62H259V63H257L258 65H257V70H256V66H254V64H252V66H254L253 68H251L250 66H249V68L247 67V68H245L246 70H243V71H245V72H243V71H241V70H239V73H241V74H239L240 76H238L237 78H236V75H238V74H236V73H238V71H235V73L234 74H231V72L230 73H228L229 72V68L228 69H226L225 67V69L223 70V67H221V65L223 66V62H225V61H227V60H229L228 58H230V56H231V54H232V52H231V54H230V56H227V54H226V52L225 51H221L220 49H221V47H220V49H219V47H216V49H218L219 51H221L220 53L216 50H214V49H212L211 47L209 48V46L207 47V49H205V50H208V49H212V51H211V53L209 52L210 50H208V51H203V52H200L201 54V56H199L198 54H199V52H197V48H196V52L198 53H196L197 54V57H199V59H198V61H196L197 62V67H196V69H195V66H196V62H195V66L193 65V60L195 59V58H197L195 55H194V57H192L191 58V63H192V67L195 69H193L192 67L190 68V69H192V70H190V71H193V72H195V74H196V72H198V71H200L199 73H197L196 74V76L198 77L197 79L200 81V80H203V77H207V75L210 73V74H213V78H215V79H213L212 78V75H210V76H208V78H204L205 80H206V83L208 84V85H211L212 84V86L211 87H208V85L207 84H205V82L204 83H202L203 81H200V83H202V84H204L206 87H208V88H212L213 89V87L215 86H217V85H219V87H216L217 88V92H216V89L214 90V91H211V93L213 92V93H216L217 95H216V97L214 96V98H212L211 99V101H208V103H210L211 105H212V103H214L215 102V100H217V104H214V105H219V109H218V112H217V109H216V107L214 108V107H212L214 110L216 109V113L214 114L213 112H211L212 110H211V107H209L210 105L209 104H205L204 106H205V109L207 108L206 106L208 105V108H210V109H208V110H202V109H200V107L202 106V105H200L199 103H197L196 104V106H195V103L194 102H199V100H197L196 99V97L198 98V92H197V96L196 95H192L191 93H190V90L191 89H193L192 91H194L195 89H196V87L195 86H193V85H195V84H193L194 82V80L193 79H196V78H193L192 79V81H191V79H189V77L190 76H183V77H187L188 79H185V78H183V79H180V77H176L175 76V78L174 79H172V78H170V80H166L165 78V81H161V79L159 80V81H161V83L160 84H158L159 83V81H157L160 77H158L159 76V72L157 71V73H158V75L156 76L155 74H156V71L155 70H153L154 69V67L153 68H151V66L149 67V66H146V67H149V69L151 68V70H153L154 72H155V74H153L154 72L153 71H149L147 68V70L150 72H148L147 73V75H145L146 77H148V78H146V77H144V74L145 73H143V72H145V71H143V70H145L144 68H143V74H141L142 75V79L144 80H142V79H140V78H138L140 75H137V76H135L136 77V79H133L134 81H137V79L139 80L140 79V81H142V82H140V83H142L143 84V89H141V86H139L140 88H139V90L135 87V93H134V97H130V96H132L131 94H129V95H127L128 93H129V90H127L126 92H127V96L124 94V101H123V99H122V94L123 93H126V92H119V94L116 96V98H113V99H107L106 101H105V103L103 104V105H105L106 106V109L105 108H100V107H98V106H102L101 105V103L99 104V101H98V94H99V91L98 90H95V88L96 87H94L95 86V84L93 85L92 84V87H90L88 90H86V92L85 91H82V90H78V92H80V93H78V92H76L77 90L75 89L74 90V92H73V95H72V100H70L69 98H67L66 97V99H64L63 97V102L64 103H66V102H68V103H71L72 105H75V106H71L70 104V106L69 107H75V108H73V110L75 109H77V111H75V113H73L72 111H71V109H70V111H71V113H68L67 112V110L66 111H63V113L61 112L63 109V107H62V105L60 106V101H62L61 99H60V101L56 104V100H58L59 98H56V100H54V99H52V100H54V101H50L49 99H48V97L46 98V97H44V98H42V99H44L45 101H47V104H48V100H49V102H54V103H52L53 104V107L56 109V107L57 108H59L58 109V111L60 110V113H62V118H64V116L66 115V114H68V116H70L69 114H73L72 116H70V120L71 119H73V121L71 120L70 122H74L75 123V121L77 122V124L75 123V125L77 126V125H79L78 124V122H79V119H81V121H84V120H86V121H90V125L92 126V125H94V128L95 129H93V133L95 132V135H98L102 130H103V132H106V141L109 143V141L112 143V142H114L115 141V143L116 144H118V145H120V144H124V145H126V146H128L130 143H131V141L130 140H132V135L130 134V135H125V134H123V133H125L126 132V129L128 130V132H133V131H135L136 130V128L135 129H133V126H136L135 125V120H134V114H133V111L136 109L137 111H138V107H136V105H137V103L135 102V100H136V95L137 94H139V95H137V96H140V95H142V94H146V98L150 101V104H145V106L148 108H150L152 111L151 112H148L149 113V115H148V113H147V115H146V119L148 118V120H151V125L152 126H154V129H152V126H150V121L147 123V121H145V124H144V129H142V130H144V131H146V133L145 132H140L139 134H137V137H138V139H139V141H140V143H139V146H141V147H143V148H146V147H148V146H146V147H144L146 144H150L152 141H153V143H154V145H155V147L154 148H150L151 150L149 151V149H140L141 150V154L139 155V159H143L144 161H145V163L147 162V164L148 165H152L153 166V163H154V165H156V163H157V166L159 165V166H161L162 165V169L165 171V170H167L168 171V177H167V179L168 178H171V176H172V173H170V172H172V170H171V168L169 167V168H167L168 167V165L165 163L166 162V158H165V156H164V152L166 151V150H170V149H173V148H180L181 147V144L184 142H182L181 140H183V139H181L182 137H180V135L178 134V133H175L174 134V137H175V139L176 140H174V142H173V140H171V142L169 141V140H167V141H165L164 139H165V136H169V134H170V132H172V124H173V120H172V117H169L168 115L169 114H167L166 115V112L167 111H169L170 109L172 110V108H173V114H179L178 115V118H179V120L182 122V123H184V122H186L187 121V117H186V115H188L187 113H185L186 112V110H187V108H186V110H183V109H181L183 106H184V104H188V108L190 109H192V107L193 106H190V103L192 102V103H194L193 105L195 106L194 108V112H192V113H190V115L192 116V117H194L195 118V120L196 121H200L199 119V117H197V116H200L201 118L203 117V115H204V117H205V119L209 122L210 120H212L213 122H210V123H206L208 126H209V129L207 128V127H205V129H204V131L203 130H199L198 132H199V134L202 132V136L200 137V139H198V140H201L203 137H205V136H210V137H207V140L208 141H210V138H211V135H210V133L212 134V132H211V130H213V128H216L217 129V126L219 125V123H220V121H222V115H223V117L224 116H227L228 114H229V112H226V109H227V111L228 110H231L230 112L231 113H233L234 112V107H239V110L241 111L242 109L244 110L245 109V111L247 112L248 111V113H251V112H249V110L251 109L249 106H250V103H251V105L252 104H254V105H252L253 107L255 106V103H252V99H253V97L250 95V93H252V92H249L248 93V91H249V86H251L252 84H254L255 85V83L257 82L258 84H259V88L260 87H262V88H264V86H261V85H264V84H262V83H264V76H262L261 77V81H260V78H259V75H258V77H256V75L257 74H259V73H257V72H261V70H262V75H264V57H262V56H264V55H260L261 54V51H264V48H262ZM13 48L15 49V48H20V45H15V46H13ZM41 47L39 46V48L37 47V49H40ZM47 48H46V50H47ZM55 48V49H54ZM94 48V47H93ZM81 51H80V50ZM104 49V48H103ZM122 49V50H121ZM144 49V50H143ZM178 49H180L179 51H181L180 53H179V51H178ZM189 51H188V50ZM222 49H224V47L222 48ZM241 49H243V48H241V46H239V48H236V50L238 51H240ZM90 50V52H91V54L88 52ZM93 50V51H92ZM117 50V49H116ZM176 50V51H175ZM187 50V51H186ZM194 50V49H193ZM225 50V49H224ZM230 50H231V48H230ZM234 50V49H233ZM247 50V51H246ZM248 49H245V51H244V53H246V52H248L249 51ZM29 51H31V49L30 50H28V53H26V54H28V55H31V53L29 54ZM103 51H105V52H103ZM124 51V52H123ZM178 51V52H177ZM194 51V52H195ZM215 51V52H214ZM243 51V50H242ZM32 52V54L34 53L33 51H31ZM49 52V51H48ZM94 52V53H95ZM140 52V53H139ZM182 52H183V54H182ZM194 52L192 53V55L194 54ZM251 52V51H250ZM84 53H85V55H84ZM93 53V54H94ZM103 55H102V54ZM172 53H174V54H172ZM206 53H209V54H207V57L205 56L206 55ZM213 53H215V55L213 54ZM217 53V54H216ZM220 55H219V54ZM222 53H224V54H222ZM234 53V52H233ZM243 53V55L241 56L240 55V57L237 55L238 53H235L236 54V56L235 57H237V60L238 59H241V57H247L248 56V58H243L242 59V63H240L239 65H241V66H243L242 64H245V63H247V66L248 65H250L249 63H252V62H249L250 61V58H249V56L251 55L249 52L248 53H246V55ZM260 53V54H259ZM97 54V53H96ZM112 54H114L113 56H112ZM172 54V55H171ZM182 54V55H181ZM191 54V53H190ZM205 54V55H204ZM211 54H212V58H211ZM240 54V53H239ZM241 54H242V52H241ZM256 54V55H255ZM57 55V56H56ZM95 55V54H94ZM147 55V56H146ZM191 55V56H192ZM217 55H218V58H217ZM222 55V56H221ZM234 55V54H233ZM233 55H232V57H233ZM38 56H41V57H45V56H42L41 55V53H37L36 55H33V57H34V59L36 58V57H38ZM93 56V55H92ZM186 56V57H187ZM190 56V57H191ZM210 56V58H208ZM214 56V57H213ZM216 56V57H215ZM225 56H227L228 58H226ZM259 56H261L259 59H261V60H256V59H258V57ZM99 58V56H96V58ZM113 57V58H112ZM121 57H123V60H121L120 58ZM185 57V58H186ZM190 57H187V60L189 61V58ZM202 57V58H201ZM207 59H206V58ZM222 57V58H221ZM232 57L230 58V59H232ZM239 57V58H238ZM40 58V57H39ZM38 58V59H39ZM48 58V57H47ZM83 58V60H82V62H83V64L81 65V66H84V65H87V66H89L90 68H94L95 66H98V65H94L92 62H96V61H98V60H100L101 61V59L99 58H97L96 60H93V59H95V58H93L92 57V61L90 62V60L91 59H88L87 61L85 60ZM118 58V59H117ZM214 58V59H213ZM217 58V59H216ZM255 58V59H254ZM37 59V58H36ZM35 59V60H36ZM37 59V60H38ZM43 59H45V58H43ZM200 59H202L200 62H199V60ZM208 59H209V61H208ZM217 61H216V60ZM224 60V61H220V60ZM226 59V60H225ZM245 59V62H243V60ZM246 59L248 60V61H246ZM41 60V59H40ZM47 60H49V58L47 59ZM47 60L45 59V61L44 62H42V64L46 67V65L44 64L45 62H47ZM204 60V61H203ZM212 60V61H211ZM50 61L52 62V60L50 59ZM49 61V62H50ZM87 63H89V65H88V63L86 64L85 62ZM137 61V62H136ZM139 61V62H138ZM147 61V62H146ZM190 61H189V64H191L190 63ZM211 61V64L209 63ZM219 61V62H218ZM232 62L234 61V60H231ZM240 61V60H239ZM41 63V61H38V63ZM94 62V63H95ZM204 62H208V63H204ZM213 62H214V64H213ZM121 63V64H120ZM133 63H135L134 65H133ZM199 63V64H198ZM203 63H204V66H205V64H207L206 65V67L203 69ZM226 63V62H225ZM224 63V64H225ZM229 63H231V62H227V64H228V66H230V64ZM235 63V62H234ZM46 64H48V63H46ZM52 64V66H53V62L51 63ZM123 64V65H122ZM216 64V66L217 67H214V65ZM219 64H220V66H219ZM233 64V63H232ZM237 64V63H236ZM50 65V63L47 65V68H45V69H48V66ZM132 65V66H131ZM198 65H199V67H198ZM209 65V66H208ZM211 65V66H210ZM212 65H213V67H212ZM238 65V66H239ZM260 65V66H259ZM42 66V65H41ZM43 66V67H44ZM135 66V67H134ZM202 66V67H201ZM225 66H227L226 64H225ZM232 66V65H231ZM43 67H40V68H43ZM139 67V68H140ZM142 67H143V65H142ZM141 67V68H142ZM208 67V68H207ZM219 67V68H218ZM50 68H51V66H50ZM197 68L199 69L198 71H196L197 70ZM213 68V69H212ZM53 69V68H52ZM200 69H203V70H200ZM206 69V70H205ZM208 69V70H207ZM220 71H219V70ZM232 69V68H231ZM242 69H244V66H243V68ZM51 70V69H50ZM210 70H212L211 72H210ZM247 70H249L248 72H246ZM251 70V71H250ZM47 71V70H46ZM53 71H55L54 69L52 70V72ZM92 71V72H91ZM203 71V72H202ZM231 71V70H230ZM257 71V72H256ZM43 72L44 73H46L45 71H44V69H43ZM47 72H49V71H47ZM123 72H126V73H122ZM205 72H207L206 74L207 75H205V74H203V73H205ZM219 72V73H218ZM223 72H225V73H223ZM246 73V74H244L243 75V73ZM43 73V74H44ZM109 73V74H108ZM256 73V74H255ZM56 74V73H55ZM148 74H153V76H154V78H156L155 80L157 81H155V80H153L151 77H150V75L148 76ZM193 73L191 72L190 73V75L192 76V77H194V75L195 74H193ZM201 74V75H200ZM203 74V75H202ZM231 74V75H230ZM53 75H54V73H53ZM94 75V76H93ZM189 75V74H188ZM216 75V76H215ZM225 75V76H224ZM251 75V76H250ZM49 76V77H48ZM55 77H56V75H54ZM93 76V77H92ZM95 76L97 77V73H96V71L95 70H93V69H90L87 73H86V79H91V77L92 78H94V79H92V80H90V81H93L92 83H95L97 80H98V78H95ZM178 76H180V75H178ZM182 76V75H181ZM195 76V77H196ZM215 76V77H214ZM227 76V77H226ZM247 76L249 77V78H251L252 77V79L254 78V83H252L251 84V82L249 81V83L247 82L245 85H247L248 86V88H247V86H245V87H243L245 90H247L246 91V93H248L249 95V97H252V99H250L251 101L248 103V101H245V100H243V101H245L247 104H249V106L247 107V104L245 103V105L244 104H242V105H240V106H242L241 108H240V106H235V105H239V104H241V103H244L243 101L240 103L239 102V100L241 101V99L239 98V92H241V90L243 91L244 89H241V90H239V89H235V93H238V94H235L236 96L238 95V101H237V99H236V101H237V103L236 104H234V105H231V103L229 102V101H231V100H233L232 99V97L234 98H236V96L234 95V92H233V95H230V97H231V100H229V99H227V101H226V99H225V101H224V98H225V96H226V98H227V96H228V94H230V93H232L231 92V90H227L226 89V91H225V89L224 88H222V86L223 85H227L229 82H231L232 80H234V81H232L231 82V84H238L239 83V81H240V79H242L243 77L245 78V80H246V78H247ZM260 76H261V74H260ZM50 77L53 79V77L50 75V72H49V74H46V76H44L43 75V78H44V80H47V81H43V83L45 82V83H48V81L50 82ZM105 77V78H104ZM108 77H110V78H108ZM130 77V76H129ZM164 77V76H163ZM191 77V78H192ZM57 78V77H56ZM145 78V79H144ZM151 78V80L152 81H150L149 79ZM158 78V79H157ZM182 78V77H181ZM211 78V79H210ZM255 78H256V80H255ZM55 79V78H54ZM116 79H118V78H115V83H116ZM123 79V78H122ZM128 79V78H127ZM163 79V78H162ZM168 79V78H167ZM207 79H208V81H210L209 83L207 82ZM120 80V79H119ZM124 80H125V78H124ZM132 80V81H133ZM204 80V81H205ZM226 80V81H225ZM250 80V79H249ZM126 82H127V80H125ZM128 81H131V79L130 80H128ZM131 81V82H132ZM153 81H155V83L153 82ZM243 80H241V82H242ZM252 81V80H251ZM51 82H52V80H51ZM50 82V83H51ZM112 82V81H111ZM145 82V83H144ZM54 83H56V79L54 80ZM54 83L53 84H51V85H54ZM128 83V82H127ZM133 83H135V82H133ZM133 83L132 84H130V87H133V89H134V86L136 85L137 86V84L139 83V81H137V84H135L134 86H132L133 85ZM154 83V84H153ZM196 83H197V80H196ZM213 83H214V86H213ZM215 83H216V85H215ZM225 83V84H224ZM261 83V84H260ZM116 84H118V83H116ZM122 84V83H121ZM156 84H158V85H156ZM178 85V86H180V88H177L176 87V89H178V90H176L175 89V87H174V85ZM230 84V83H229ZM230 84V85H231ZM45 85V84H44ZM50 85V84H49ZM50 85V87L49 88H51V87H53V86H51ZM56 85V84H55ZM125 85V84H124ZM123 85V86H124ZM164 85V86H163ZM197 85H200V84H197ZM257 85V84H256ZM46 86V85H45ZM48 86V85H47ZM57 86H58V84H57ZM116 86H118V85H116ZM191 86H193V87H191ZM44 87V86H43ZM205 87V88H206ZM44 88H46V87H44ZM44 88H42V90L44 89ZM48 88V89H49ZM54 88V87H53ZM122 88V87H121ZM120 88V89H121ZM124 88V87H123ZM145 88V89H144ZM151 88H153L152 90H151ZM157 88V89H156ZM164 88V89H163ZM195 88V89H194ZM204 88V89H205ZM222 88V89H221ZM241 88V87H240ZM48 89H46V90H48ZM137 89V90H136ZM161 89V90H160ZM49 90H51V89H49ZM122 90V89H121ZM132 89H130V91H131ZM141 90V91H140ZM143 90H145L144 91V93H143ZM150 90V91H149ZM161 91V92H159V91ZM197 90V89H196ZM201 90V89H200ZM199 90V91H200ZM234 90V89H233ZM245 90L243 91V93L245 92ZM261 90H264V89H261ZM45 91V90H44ZM52 91V90H51ZM153 91H155V94H157V96L154 94V93H152ZM164 91V93H166L165 95H164V93H162ZM210 91V90H209ZM208 91V92H209ZM134 92V90H132L131 91V93H133ZM138 92V93H137ZM150 92V93H149ZM203 92V91H202ZM208 92H206V95H204L203 97H208L207 96V93ZM220 92H224V93H226L227 92V94H224V93H220ZM49 93H50V91H49ZM49 93H48V95H49ZM86 93H88V94H86ZM122 93V94H121ZM148 93V94H147ZM221 95H220V94ZM257 93V92H256ZM44 94V93H43ZM79 94V95H78ZM81 94V95H80ZM152 94V95H151ZM209 94H210V92H209ZM258 94V93H257ZM261 95H260V97L261 98H264V92H262V93H260ZM46 95H47V91H46ZM47 95V96H48ZM91 95V96H90ZM154 95V96H153ZM161 95V96H160ZM220 95V96H219ZM241 95H244V94H241ZM240 95V96H241ZM253 95V94H252ZM255 95V94H254ZM259 95V94H258ZM79 96V98H77ZM95 96H96V98H95ZM128 96L130 97V98H128ZM244 96H246V94L244 95ZM248 96H247V98H248ZM42 97V96H41ZM54 97V96H53ZM52 96H51V98H53ZM117 97L120 99H118V101L117 100H115V99H117ZM169 97H170V99H169ZM200 97V96H199ZM202 97V96H201ZM201 98V100L204 102V101H206L207 102V100H205V98ZM223 98V100L222 101H220V98ZM38 98H40V95H39V97ZM49 98H50V95H49ZM162 98H164V99H162ZM221 98V99H222ZM246 97H244V99H245ZM246 98V99H247ZM257 97H255V99H256ZM259 99L258 98V100L260 101V100H264V99ZM73 99H78L80 102H78V106L75 104V100H74V102H73ZM90 99V100H89ZM92 99V100H91ZM122 99V100H121ZM129 99H130V101H129ZM138 99V98H137ZM154 99L157 101V108L154 106V109H152L150 106H152V105H154V103L152 104L151 103V101H153L154 102ZM157 99H159L160 101L158 102V100ZM169 99V100H168ZM204 99V100H203ZM208 99V98H207ZM249 99V98H248ZM254 99V101H257V99L255 100ZM41 100V99H40ZM44 100H43V102H44ZM77 100V101H78ZM148 100H147V103H148ZM164 100V101H163ZM56 101V102H55ZM84 101H86V102H84ZM90 101V102H89ZM94 103H93V102ZM220 101V102H219ZM253 101V102H254ZM258 101V102H259ZM95 102H96V104H95ZM97 102H98V104H97ZM113 102H115V104L113 103ZM116 102H118V103H116ZM124 102V103H123ZM125 102H127V104H128V106L126 105V103ZM166 102V103H165ZM168 102V103H167ZM178 102H180L179 104H177ZM225 102V103H224ZM229 102L230 103V106H231V108H232V106H234L233 107V109H228V107H230V106H224L223 104V107H224V109H225V112H224V110L222 109V106H221V103H224V104H227V103ZM234 102V101H233ZM239 102V103H238ZM67 103V104H68ZM89 103V106H88V108H87V112L84 114L82 111H81V106H83V105H86L87 106V104ZM108 103V104H107ZM123 103V104H122ZM133 103V104H132ZM161 103H162V105H161ZM216 103V102H215ZM219 103V104H218ZM43 104V103H42ZM45 104V103H44ZM91 104V105H90ZM94 104V105H93ZM131 104H132V106H131ZM166 104H168V105H166ZM173 104H177V105H173ZM201 104H203V103H201ZM256 104L258 105V103L256 102ZM260 104V103H259ZM262 104V103H261ZM55 105V106H54ZM57 105V106H56ZM81 105V106H80ZM107 105H109V106H107ZM118 105L120 106L119 108H118ZM126 105V106H125ZM150 105V106H149ZM156 105V104H155ZM172 105H173V107H172ZM197 105H200V107L198 106V111H199V113H197L196 112V110H197ZM245 107H244V106ZM60 106V107H59ZM64 106V105H63ZM96 106H97V108H96ZM114 106V107H113ZM123 108H122V107ZM159 106H163V107H165V108H161L160 107V109L158 110V108H159ZM169 106H171L170 108H169ZM186 106V105H185ZM52 107V106H51ZM53 107H52V109H53ZM62 107V108H61ZM89 107H91L90 109H89ZM104 107V106H103ZM107 107H109V108H111L112 110L114 109V111H116V115H115V113H113L114 111H110V110H108L107 109ZM124 107H128L126 110L124 109ZM135 107V108H134ZM145 107V109H147ZM218 107V106H217ZM225 107H227V108H225ZM61 108V109H60ZM67 108V107H66ZM78 108H80L79 110H78ZM93 108V109H92ZM119 110H118V109ZM131 108H134V110L133 109H131ZM249 109V110H247V109ZM256 108H257V106H256ZM55 109H53L54 111H55ZM236 109V108H235ZM253 109H255V107L253 108ZM252 109V111H254ZM258 109V108H257ZM256 109V111H258ZM69 110V109H68ZM118 110V111H117ZM122 111V112H119V111ZM162 110V111H161ZM202 110V111H201ZM213 110V111H214ZM223 110V111H222ZM242 110V111H243ZM57 111V112H58ZM79 111H81V113L79 112ZM89 111H90V113H91V116L89 115ZM105 111V112H104ZM136 111V112H137ZM160 111L164 114V115H162V114H160V115H162V117H159V121L161 122H159V125H160V130H159V132L163 135H165L164 137H162V135L160 134V136H159V138L158 139H154V138H156L157 137V130H156V128L158 127V126H156V124H154V122H157V117H158V115H159V113H160ZM179 111H181V112H179ZM184 111V113L186 114H184V113H182ZM201 111V112H200ZM224 113V114H227V115H224L222 112ZM56 112V111H55ZM56 112V113H57ZM64 112H67V113H65V115H63L64 114ZM77 112H78V115H77ZM112 112V113H111ZM128 112V113H127ZM188 112H190V110L188 111ZM208 112H210V113H208ZM215 112V111H214ZM237 112V113H236ZM80 113V114H79ZM108 113H109V115H108ZM114 114V115H111V114ZM127 113V114H126ZM145 113H146V111H145ZM182 113V114H181ZM193 113H195V114H193ZM213 113V114H212ZM222 113V114H221ZM235 113L236 114H238V116H239V113H241V112H239L238 113V111L236 110L235 111ZM244 113V112H243ZM30 114V113H29ZM29 114H27V115H29ZM59 114V113H58ZM74 114H75V116H74ZM99 114H100V116H99ZM105 115V116H108V117H106L105 118V116H104V118H102V115ZM125 114H126V116H125ZM180 114H181V116L182 115H184L183 116V118H184V120H183V118L180 116ZM200 114V115H199ZM212 116V117H210V115ZM235 114V115H236ZM242 114V113H241ZM240 114V115H241ZM247 114V113H246ZM246 114H244V115H246ZM252 115H253V113H251ZM26 115V114H25ZM77 115V116H76ZM80 115V116H79ZM87 115H88V118L89 119H85V118H87ZM93 115V116H92ZM97 115V116H96ZM153 115H157L156 117L155 116H153ZM194 115H196V116H194ZM209 115V116H208ZM247 115H249V117H250V114H247ZM246 115V116H247ZM254 115H255V111H254ZM253 115V116H254ZM30 116H31V114H30ZM29 116V117H30ZM59 116H61L60 114H59ZM67 116V117H68ZM79 116V117H78ZM86 116V117H85ZM113 116V117H112ZM125 116V117H124ZM150 116V117H149ZM166 116L168 117V118H166ZM189 116V115H188ZM190 116V117H191ZM214 116V117H213ZM230 116V115H229ZM229 116H227V120L229 121L230 120V118H231V116H233V114L230 116V118H229ZM242 117H243V114L241 115ZM245 116V117H246ZM258 116V115H257ZM257 116H255V118H257ZM72 117H74V118H72ZM80 117H83V119L82 118H80ZM85 117V118H84ZM94 117L96 118V120L94 119ZM97 117H99V118H97ZM124 117V118H123ZM186 117V118H185ZM190 117H188V120H190ZM203 117V118H204ZM210 117V118H209ZM242 117H239V119L241 118L242 120H245V118L243 119ZM252 117V116H251ZM250 117V118H251ZM36 118V117H35ZM34 118V119H35ZM92 118V119H91ZM132 118V119H131ZM151 118H156V120L154 119V121H153V119H151ZM166 118V119H165ZM221 120H220V119ZM247 118V120L248 119H250V118H248V116L246 117ZM253 118V117H252ZM25 119H28V118H25ZM31 119V118H30ZM33 118L30 120V121H32V123H30V121H29V123L28 122H26V123H28V125L29 124H31V126L33 127V121H35L36 122V120H34ZM64 119H66V116H65V118ZM68 119H69V117H68ZM112 119V120H111ZM113 119H114V121H113ZM117 119V120H116ZM126 119H127V122H126ZM161 119V120H160ZM168 119V120H167ZM186 119V120H185ZM219 119V120H218ZM254 119V118H253ZM252 119V120H253ZM60 120H62V121H65V120H63V119H61V117H60ZM94 120V124L93 123H91V121H93ZM100 120H106V121H108V122H110L109 120H111V122H110V124H111V128L109 129L108 128V126H107V123H104V124H102V125H104L105 126V124H106V127H104L102 130L100 129V126H99V124H98V121H100ZM123 122H122V121ZM129 120V121H128ZM163 120V121H162ZM171 122H170V121ZM202 120V119H201ZM204 120V119H203ZM215 120V121H214ZM256 120V119H255ZM38 122L34 125V127L35 126H37L38 125V123H39V120H37ZM66 121H67V119H66ZM80 121V122H81ZM86 121L83 123V122H81L82 124H85L86 123ZM170 122V125L168 126L167 124H165V122L166 123H168L169 124V122ZM224 121V120H223ZM222 121V122H223ZM227 121V123H228V126H231V124H232V126H231V129H230V127H227L226 126V123H223V125H222V127L223 126H225L224 128H225V131L228 129L229 131H231V133L228 131V132H224V135L222 134V133H219L218 131L221 129V127L218 129V131H215L216 132V134L215 135H217L218 136V139H219V141L220 140H223V144H227V143H230V146L232 147L233 146V144H234V146H236V144H238L235 148H233V151L235 150V151H237V152H239L240 150V152L241 153H243L242 154V157L241 158H244V156H246L245 158L246 159H241L240 158V163H241V165H243V166H241V167H237V169L238 168H245V169H248V172L250 171V174L252 173V170H251V168H255V167H257V168H255V170H254V172L255 173H258V171H259V169H260V173H264V169H262V168H264V158H262V157H264V156H262L261 157V159H255V157L256 158H258V155H259V152H260V150L262 151V149H264V135H260V134H264V133H262V132H264V125H262V127H259V128H257V130H255L254 128H253V130H252V128H251V126H252V123H253V121L252 122H248V124L250 125L249 127L247 126V125H242V127L240 126L239 128L240 129H244L245 127L246 128H248V130L251 128V130H250V133H252L253 131L255 132V134L253 135V133L251 134V135H253L252 136V138H251V135H249L250 136V138L253 140V141H251V139H249V140H247V141H249V144L251 145H248V143L247 142H242V144L240 145L239 144V142H241V141H238L239 139H240V136L239 135H237L238 133H237V131L238 130H236L237 128L236 127H234V123L232 122V123H229ZM246 121V120H245ZM69 122V123H70ZM87 122V123H88ZM116 122V123H115ZM125 122V123H124ZM128 122H130V123H128ZM132 122V123H131ZM134 122V123H133ZM204 122H206L205 120H204ZM221 122V123H222ZM225 122V121H224ZM97 123V124H96ZM214 123V124H213ZM215 123H216V125H215ZM244 123V122H243ZM251 123V124H250ZM63 124V123H62ZM73 124V123H72ZM127 124H129L130 125V127L131 128H129V126L127 125ZM133 124V125H132ZM148 124V125H147ZM161 124H163V125H161ZM201 124H203L202 123V121H201ZM211 124H213V125H215L213 128H212V126L213 125H211ZM230 124V125H229ZM61 125V124H60ZM69 125V124H68ZM114 125H116V126H118V127H116V126H114ZM124 125V126H123ZM210 125H211V127H210ZM30 126V125H29ZM30 126V127H31ZM53 126V125H52ZM63 126V125H62ZM98 126V127H97ZM113 126V127H112ZM127 126H128V128H127ZM146 126V127H145ZM170 127V128H168V127ZM201 126V125H200ZM56 127V126H55ZM66 127V126H65ZM114 127H116V128H114ZM163 129H162V128ZM53 128V127H52ZM57 128V127H56ZM62 128V127H61ZM61 128H59V130L61 129ZM82 128H83V130L85 131V133L87 134V132H86V130L84 129V127L82 126ZM92 128H93V126H92ZM114 128V129H113ZM120 128V129H119ZM149 128V129H148ZM151 128V129H150ZM159 128V127H158ZM210 128H212V129H210ZM234 128H235V130H234ZM66 131H67V133H68V131L71 133V131L68 129H66V128H64ZM78 129H80V127L78 128ZM99 129V130H98ZM106 129V130H105ZM113 129V130H112ZM169 130L168 132H167V130ZM202 129H203V127H202ZM56 130H58V129H56ZM63 130V129H62ZM61 130V131H62ZM95 130V131H94ZM111 130V131H110ZM130 130V131H129ZM149 130V131H148ZM153 130V131H152ZM156 130V131H155ZM206 130H208V131H206ZM223 130V129H222ZM221 130V132H223ZM64 131V130H63ZM152 131V133L156 136V137H154V135L151 133L150 135H153V136H151V137H148V135H149V133ZM210 131V132H209ZM262 131V132H261ZM72 132H74V131H72ZM76 132V131H75ZM78 132H79V130H78ZM107 132H108V134L110 133V135L108 136V134H107ZM149 132V133H148ZM158 132V133H159ZM258 132H259V134H258ZM62 134H64V132H61ZM112 133V134H111ZM118 133V134H117ZM207 133V134H206ZM227 133H230V134H228L227 135ZM236 133V136L235 135H233V134H235ZM54 134V133H53ZM76 134V133H75ZM84 135V136H82V138L83 137H85L84 139H86L87 138V135ZM116 134V135H115ZM203 134H206V135H203ZM220 134V135H219ZM60 135V134H59ZM70 135L71 134H69V137H70ZM118 135V136H117ZM141 135V136H140ZM149 135V136H150ZM176 135V136H175ZM223 135V136H222ZM63 136V135H62ZM67 136H68V134H67ZM66 136V139L68 138ZM79 136V135H78ZM147 136V137H146ZM171 137H173L172 135H170ZM216 136V137H217ZM220 136H222V137H225V138H222V139H220L219 137ZM227 136V137H226ZM239 136V137H238ZM60 137H61V135H60ZM72 138L74 137V135H72L71 136ZM70 137V139L72 140V138ZM89 137V136H88ZM122 137V138H121ZM154 137V138H153ZM179 137V138H178ZM233 137H235V140H234V142H233ZM236 137L237 138H239V139H236ZM9 138V137H8ZM63 138H65V136L63 137ZM76 138H77V136H76ZM140 138L142 139V141L140 140ZM163 138V139H162ZM167 138V137H166ZM2 139H5V137L4 138H2ZM2 139L0 140V142L2 141ZM7 139V138H6ZM73 139H75V137L73 138ZM83 139V140H84ZM110 139V140H109ZM121 139H123V140H121ZM150 139V140H149ZM160 139H162L163 140V143L160 141ZM174 139V138H173ZM243 139V138H242ZM241 139V140H242ZM255 139V140H254ZM10 140V139H9ZM8 140V141H9ZM54 140V139H53ZM56 140H58V138L56 139ZM60 140V139H59ZM64 140V141H63ZM63 140H61V141H63V143L61 142V144H63V145H65V142L67 141V143H68V145L69 144H71L70 142H72L71 140H66L65 141V139H63ZM76 140V139H75ZM78 141H79V138L77 139ZM87 140V141H86ZM86 140H84V141H86V142H88L89 144H91V142L90 141H88V140H90V139H86ZM109 140V141H108ZM143 140H145L144 142H143ZM148 140V141H147ZM152 140V141H151ZM156 140V141H155ZM159 142H158V141ZM185 140V139H184ZM198 140H196V141H198ZM261 140H262V143H261ZM4 141H7V140H4ZM12 141V140H11ZM82 141V140H81ZM128 141H130V143L128 142ZM164 141H165V143H164ZM179 141V142H178ZM236 141H238V143H236ZM251 141V142H250ZM13 142V141H12ZM54 142H55V140H54ZM77 142V141H76ZM86 142H85V144L83 145V147L82 146H79L78 145V148L80 149V147H82V151H80L79 152V154H78V156H82V155H84V154H87L85 151H86V148L89 146L90 147V145L88 144H86ZM125 142H126V144H125ZM128 142V143H127ZM145 142H147V143H145ZM167 142V143H166ZM176 142V143H175ZM180 143V145L178 144V143ZM227 142V143H226ZM259 142V143H258ZM74 143H75V141H74ZM82 143V142H81ZM152 143V144H153ZM236 143V144H235ZM262 144V145H259V146H257V144ZM9 144V143H8ZM7 144V145H8ZM13 143H11V145H12ZM14 144H16V143H14ZM58 144V141H57V143L55 144V146ZM61 144L59 143L58 144V148L57 149H59V145L61 146ZM77 144H78V142H77ZM132 144V143H131ZM145 144V145H144ZM165 144V145H164ZM199 144L200 143H198L197 144V146L194 148L195 149V151H197L196 149L199 147ZM218 144H222V143H218ZM252 144H254V145H252ZM6 145V146H7ZM52 145V144H51ZM86 145H87V147H86ZM144 145V146H143ZM160 145V146H159ZM169 145H170V147H169ZM248 145V146H247ZM9 146H10V144H9ZM9 146H7V148L9 147ZM16 145H12L11 147H15ZM66 147H67V145H65ZM64 146V150H65V147ZM73 147H74V144L72 145ZM72 146H69L70 148H68L69 150H65L66 152H65V154H69V153H67V151L68 152H70V149L72 148ZM75 146H76V148H77V145L75 144ZM250 146V147H249ZM49 147V146H48ZM48 147H47V149H48ZM51 147H53V145L52 146H50V148ZM57 147V146H56ZM157 147H159V148H157ZM203 147V148H202ZM206 147V146H205ZM221 147H223V145L221 146ZM243 147H245V148H243ZM253 147V148H252ZM50 148H49V152H51L50 151ZM62 148V147H61ZM60 148V149H61ZM66 148V149H67ZM75 148V149H76ZM76 149V150H79V149ZM199 148H201L200 149V151H201V153H203L204 152V150L203 149H205L204 148V146H202V145H200V147ZM207 148H208V145H207ZM206 148V149H207ZM258 148V149H257ZM259 148H261L260 150H259ZM13 148H10V150L9 151H11ZM73 149V148H72ZM89 149V148H88ZM133 149L135 150H137L138 149V146L137 147H131V149H127L126 150V152H124L123 154H122V156L121 157H124V158H126L127 156H131V155H135V154H133ZM153 149H155L154 151H153ZM156 149H157V151H156ZM236 149H240V150H236ZM252 149H253V151H252ZM254 149H256V150H254ZM14 150V149H13ZM16 150V149H15ZM64 150L62 149V151L64 152ZM90 150L92 151V150H94V148L92 147V148H90ZM90 150H88V151H90ZM58 151V150H57ZM61 151V150H60ZM60 151H58V153L60 152ZM73 151V150H72ZM87 151V152H88ZM90 151V152H91ZM128 151V152H127ZM149 151V152H148ZM199 150H198V152H190V154H186L184 157H186L187 158V160L188 161H190V163H188L189 164V166L187 167V168H189V167H192V168H189V170H187V169H185V170H187L188 172H189V177H188V172L187 171H185V175L187 176V181H189V182H185V186L183 185V190H182V193L181 192H179V195L177 194V192H171V193H169V192H167L166 190L168 189L167 187H166V184H167V182H165L166 184H164V183H162V184H164V186L166 187H164L163 185H161L160 183H158L157 185H156V187H155V190H156V192H157V189H159V191L157 192L158 194H159V196H160V198H159V201L157 200H153V199H151V198H149L148 200V202L149 203H151V200H152V204L153 203H155L156 205H154L155 207H156V209H154L153 207V205L151 204L150 205V207H149V209H144V208H142L144 205H142V204H140L139 205V201H138V199L136 200V198H137V196L135 195V196H133V195H129V196H126L125 194H124V192H119V193H116V194H114L115 196V198L113 197V198H111V199H113V200H111L110 199V196L111 195H108V194H110V193H112L111 192V190L114 192V189L115 188H113V186H112V188L110 189V190H108L109 188H108V185H107V187L105 186V185H103V184H106V181H107V179L105 180V177L104 176H102L103 175V172L101 171L100 172V170L98 171V173L99 174H96L95 175V178L97 179L98 178V180L96 181H94V179L95 178H93V180L91 181V183L93 182L94 184V186H93V188L91 187V183H89V184H86V182H87V180H85L86 182L85 183H83L84 181H80L79 183H78V185L80 184L81 186H84V187H81L82 189H80L79 190V193L80 194H83L84 195V197H83V199H84V203L86 204V202L88 203V194H89V192L88 191H90L89 189L91 188L92 190H91V193H90V202L87 204V208H85L84 207V203L82 204V206L84 207V208H82L81 210H78V208H76L77 206L76 205H74L75 203L72 201V202H69L70 203V206L68 205L69 203H67V205L66 206H63L61 209H59L60 210V212L62 211V212H65V211H63L62 209L63 208H66L65 210H70V212H68V215H70V216H67V215H65V219H66V216H67V218L69 217V219H71V221L70 222H72L73 221V218H74V216L75 215H77V213H76V211L77 212H79V211H82L83 212V215H82V213L80 212V213H78V215H80V220L82 219V222L84 223V221H86V223H87V219H88V223L90 222L91 223V221H90V219L92 220V221H95L96 219H98V218H96L95 216H97V214H99V212H98V210H99V204L101 203H105V201H106V207L107 208H104L105 209V212L106 213H108L107 212V209H109L108 208V206L111 204V208H112V206H113V209L111 210V212L109 211V213L110 214H107L108 215V217H111V216H109V215H113V213H117V212H120V211H122V213H120V215L122 216V214H124V218H123V216L122 217H117L118 215L116 214L115 215V217H114V215H113V219H112V221H111V219H110V221H109V226L112 224V226H114L115 225V223L116 224H128V225H136L135 223H136V220H137V223L138 224H145V225H147L148 223H152L153 225H155L156 223L158 224V226H157V224H156V228L157 229H159V230H157L156 228L155 229H152L151 230V234H154V236H155V234H157V236H156V238H155V240L154 241H156L155 243H154V241L152 242V243H148V244H145L144 243V245H145V247L146 248H148V246L150 247V250H152V252H153V255H152V253H151V251H149V253H151V256L152 257H154V258H151V257H149V258H151V259H147V260H145V261H142L143 263H148V262H156V261H159L160 259L162 260L163 259V256L164 255H166V257L164 256V258H166V260L165 259H163V263H162V261L160 262V264H184V262H185V264H194V263H192V261L194 262V256H195V260H196V262H197V264H264V241H262V240H264V239H262V238H264V237H260V236H262V235H264V232H262V231H264V223H262V222H264V221H262V219H264V217H262V216H264V210H262V208H264V207H262L261 209H260V207H259V203H258V201L256 202V200L254 201V205L252 204V201H248V202H250L251 203V205H253L252 206V208H249L250 209V211H248L249 213H248V215L246 214L245 216L243 215V217H242V219H238V218H236V220L235 221H233L232 219H228V218H231V217H233L234 215H235V212H229L228 214H225V212L227 211V210H229V209H227L226 210V208L227 207H229L230 205H232V200L233 199H237V200H239V198L241 199H243V198H245V196L248 194V193H250V192H252V195H259L260 193H264V183H262V182H264V179H262V178H264V174H258V176H260V177H262L261 179H259L260 177H254L253 178V175L251 176L252 178H249L248 176L250 175H246V173H247V171H245V169H242V172H241V175L242 176H240V178L238 179V178H233V179H231L230 181L228 180V181H226L225 182V180H224V178H222V177H224V175L223 174H218V177L216 176V180H215V182L217 183V187L214 189V191H212L213 189L212 188H207V183H209L206 179H204V182H205V180H206V184L204 183V186H202V185H200V184H202V183H200V182H202V180H203V178H202V176H201V174H202V172L203 171H201V168H200V164H197V163H195V160H198L197 159V157L199 158V159H201V154L199 153L200 152ZM203 151V152H202ZM13 152H15V151H13ZM47 152H48V150H47ZM48 152V153H49ZM83 152V153H82ZM146 152V154H143V153H145ZM152 152V153H151ZM154 152H156V153H154ZM159 152V153H158ZM239 152V153H240ZM250 152V153H249ZM254 152H256V153H254ZM47 153V154H48ZM73 153H77V151L76 152H74L73 151ZM73 153H70L68 156H75V155H72ZM126 153V154H125ZM131 153V154H130ZM148 153V154H147ZM151 153V154H150ZM199 153V155H197ZM247 153H248V155H247ZM62 154V152L60 153V155ZM104 154H106V153H104ZM154 154H159V157H158V155H154ZM181 154V153H180ZM193 154V155H192ZM195 154V155H194ZM155 156V157H153V156ZM197 155V156H196ZM55 156V155H54ZM57 156H58V154H57ZM71 156L68 158V159H70V161H71ZM77 156V155H76ZM145 156V157H144ZM150 156H152V157H150ZM181 156H183V155H179V157H181ZM192 156H194V158L192 157ZM44 157V156H43ZM161 157V158H160ZM51 158H53V157H51ZM76 158V157H75ZM196 158V159H195ZM195 159V160H194ZM253 159V160H252ZM257 161V162H255V160ZM72 160H73V158H72ZM161 160H162V162H161ZM247 160V161H246ZM251 160V161H250ZM261 160V161H260ZM164 161V162H163ZM245 161H246V163H245ZM38 162L39 163H41L42 162V160H38ZM84 162V161H83ZM162 164H161V163ZM254 162H255V164H254ZM113 163H114V166L115 167H117V165H116V163H115V161H113ZM112 163V164H113ZM152 163V164H151ZM249 164V166H245V164ZM195 164V165H194ZM166 165V166H165ZM252 165H255V166H253L252 167ZM87 166V164H86V162L83 164V167H84V169H85V167ZM151 166V167H152ZM236 166V165H235ZM238 166V165H237ZM77 167V166H76ZM79 167V166H78ZM82 167V166H81ZM83 167L82 168H77L76 170H84L83 169ZM248 167V168H247ZM262 167V168H261ZM94 168H95V170H94ZM93 168V166L91 167V171H90V173H95L98 169H97V167H94ZM200 168V169H199ZM236 168V167H235ZM192 169V170H191ZM75 170V171H76ZM240 170V169H239ZM241 171V170H240ZM245 171V172H244ZM253 172V173H254ZM89 174V173H88ZM238 174H239V172H238ZM243 174H245V175H243ZM91 175V174H90ZM142 175H144L142 178H145V179H142L143 180V186H144V183H146L145 184V186H144V188H143V191L145 192L148 188H150L151 187V185H148V183L147 182H150V179L152 180L153 178H151L150 176L149 177H147L148 175H146V174H141L140 176H142ZM146 175V176H145ZM257 175V174H256ZM89 176V175H88ZM98 176V177H97ZM116 176H118V174H116ZM115 176V177H116ZM102 177V178H101ZM198 177V178H197ZM241 177H243L244 178V181H243V183L245 182L246 183V187H248L247 189H244L245 188V183H244V185H243V183H242V181L239 183L238 181L240 180V179H242ZM136 177H135V175L133 174L132 175V177L130 178V181H132L133 182V179L136 181V179H135ZM149 178V181L148 180H146V179H148ZM222 178V179H221ZM234 179H235V182H236V180H237V182H236V185H234V183H233V181H234ZM251 181H250V180ZM252 179H254V181L257 179L258 181H255V182H253V180ZM109 181H112V180H108L107 181V183L109 182ZM223 182H224V184L227 186H225L224 184H223ZM259 182V183H258ZM57 183V184H56ZM100 183H101V185H100ZM134 183H137V182H134ZM219 183V184H218ZM242 183V184H241ZM257 183H258V185H257ZM83 184V185H82ZM98 184V185H97ZM190 184V185H189ZM237 184H239L238 185V187H237ZM251 184V185H250ZM261 184V185H260ZM77 184H75V182H74V184H73V186H76ZM77 185V186H78ZM99 185H100V187H99ZM142 185V184H141ZM197 185V186H196ZM224 185V186H223ZM232 185H234L233 187H236L235 189H233V187H232ZM254 185V186H253ZM257 185V186H256ZM55 186H56V188H57V186H59V184H58V180H56V182H55ZM148 188H147V187ZM159 186V188H157ZM200 186V187H199ZM208 186H210V183L208 184ZM102 187H104V188H108L107 189V191L108 192H106V190L104 191V188H102ZM163 187V188H162ZM186 187V188H185ZM197 189V190H195L194 191V189ZM225 188V190H223L224 188ZM229 187V188H228ZM231 187H232V189H233V192L232 191H230V192H232L231 194H229V189L231 190ZM157 188V189H156ZM162 188V189H161ZM190 188V189H189ZM201 188V189H200ZM227 188V189H226ZM58 189V188H57ZM187 190V193H186V190ZM207 189L209 190V191H207ZM242 189V190H241ZM254 189H256V190H254ZM86 190V191H85ZM152 189H149L148 191H146L147 192V194H149L150 195V193L152 192V191H154V190H152ZM161 190V191H160ZM202 190V191H201ZM206 191L207 192V194H209V196L206 194V192L203 194V191ZM227 190V192H225ZM246 190H247V192L248 193H245L246 192ZM249 190V191H248ZM254 192H253V191ZM59 191H61L62 192V190L60 189ZM81 191V192H80ZM85 191V192H84ZM104 191V192H103ZM151 191V192H150ZM163 191V192H162ZM189 191H191L192 192V194L194 193V196L196 195H198L196 198L195 197H193V196H191V197H193V198H195V199H193V198H191L190 196H188L187 194H190L189 193ZM211 191V192H210ZM84 192V193H83ZM86 192H88V193H86ZM94 192V193H93ZM101 192V193H100ZM150 192V193H149ZM186 193V195H185V193ZM199 194H198V193ZM260 192V193H259ZM57 193H58V191H57ZM60 193V192H59ZM76 192H74V194H75ZM163 193H164V196H163ZM168 195H166V194ZM169 193V194H168ZM181 193V194H180ZM197 193V194H196ZM224 193H226V194H224ZM73 194V195H74ZM93 194V195H92ZM95 194H96V196H95ZM100 194L101 196H98V195ZM124 194V195H123ZM161 194V195H160ZM174 194V195H173ZM205 194H206V196H205ZM228 194V195H227ZM61 194H58V196H60ZM105 195V196H104ZM183 197H181V196ZM55 196H57V195H55ZM57 196V197H58ZM86 196V197H85ZM131 196V197H130ZM173 196H174V198H177V201H176V199H173ZM179 196L181 197V198H179ZM205 197V198H202V197ZM240 196V197H239ZM100 199H99V198ZM121 197V198H120ZM128 197H130V199L128 198ZM135 198V201H134V198ZM149 197V196H148ZM169 197V198H168ZM171 197H172V199H171ZM223 197L225 198V199H223ZM237 197H239V198H237ZM123 198V199H122ZM168 198V199H167ZM186 198H191V199H193V200H189L188 199V201L186 200ZM94 199L97 201H94ZM115 199V200H114ZM127 199H129L130 201H129V203H128V200ZM133 199V200H132ZM163 199V200H162ZM169 199H170V201H169ZM179 199V200H178ZM203 199V200H202ZM246 199H248V198H246ZM245 199V200H246ZM100 200V201H99ZM110 200L112 201L110 204H109V202H110ZM122 200V201H121ZM182 200V201H181ZM184 200H186V201H184ZM206 200V201H205ZM109 201V202H108ZM114 201L116 202V203H114ZM133 201V202H132ZM174 201H176V202H174ZM184 201V202H183ZM189 201H190V203H189ZM194 201V202H193ZM202 201V202H201ZM219 201H221V203L226 207H224L223 208V212L221 213V215H220V213L218 214L217 213V210H219V208H218V204L217 203H219ZM92 202V203H91ZM108 202V203H107ZM158 202V203H157ZM173 202H174V204H173ZM192 202V203H191ZM204 202H205V204H204ZM256 202V203H255ZM182 203V204H181ZM203 205H202V204ZM230 203V204H229ZM73 204V205H72ZM91 204H93V205H91ZM96 204V205H95ZM105 204H103V207L105 206ZM107 204H109V205H107ZM114 204V205H113ZM120 204V205H119ZM128 204H129V207H128ZM132 204V205H131ZM139 205V206H141L142 205V207H139V209H141V211L137 208L138 206H136V205ZM196 204V205H195ZM201 204V205H200ZM65 205V204H64ZM123 205V206H122ZM130 205H131V207H130ZM169 205V206H168ZM171 205V206H170ZM187 205V206H186ZM212 205V206H211ZM216 205V206H215ZM70 208H69V207ZM86 206V205H85ZM91 206V207H90ZM178 206V207H177ZM203 206V207H202ZM207 206H208V208H207ZM121 209L120 211H118L119 210V208ZM122 207H123V209H125L124 211L122 210ZM194 207H197V209H195ZM255 207V208H254ZM74 208V210H72ZM90 208H91V210H90ZM167 208V209H166ZM191 208V209H190ZM205 210H204V209ZM210 208H211V213H214V211H215V214H212V218H214V219H211L210 217V215H208L207 214V212L209 211L210 212ZM218 208V209H217ZM88 209V210H87ZM95 209L97 210V211H95ZM115 209V212L113 211ZM137 209V210H136ZM152 209V210H151ZM173 209V210H172ZM252 209V210H251ZM85 210V211H84ZM94 210V211H93ZM168 210V211H167ZM190 210H191V213L190 214H192L193 213V211H194V213L192 214V215H190L189 214V216H187V214L190 212ZM58 211V210H57ZM90 213H94V214H90L91 215V218L89 217V214H88V212ZM143 211V212H142ZM156 211V212H155ZM171 211H172V214H171ZM176 211V212H175ZM189 211V212H188ZM200 211V212H199ZM96 212V213H95ZM98 212V213H97ZM113 212V213H112ZM127 212H129V213H127ZM151 212H152V214H151ZM166 212V213H165ZM167 212H169V214L171 215H169L170 217H168V218H166L168 215H167ZM196 212H198V213H196ZM208 212V213H209ZM218 212H220V211H218ZM228 212V211H227ZM226 212V213H227ZM262 212V213H261ZM55 213V212H54ZM57 213V212H56ZM74 213H76V214H74ZM112 213V214H111ZM142 213H144V214H142ZM196 213V214H195ZM210 213V214H211ZM218 215H217V214ZM233 213H234V215H233ZM246 212H244V214H245ZM257 214V215H255V214ZM73 214H74V216H73ZM86 214V215H85ZM126 214V215H125ZM131 216H130V215ZM146 214L147 215H149V216H146ZM206 214L209 216V219L207 218L208 216H206ZM231 214L233 215V216H231ZM253 214V215H252ZM57 215H59V213H57ZM56 214L54 215V216H56V219L55 218H53V219H55V220H57V218L59 219L61 216L60 215H62V213H60V215L59 216H57ZM88 215V217L89 218H87V217H85V216H87ZM95 215V216H94ZM156 215V216H155ZM167 215V216H166ZM261 215V216H260ZM64 216V215H63ZM73 216V217H72ZM82 216L84 217V218H82ZM99 216L101 217V215L99 214ZM127 216V217H126ZM156 218H155V217ZM166 216V217H165ZM179 216H180V219L181 218H183L182 220H180L179 219ZM184 216V217H183ZM237 216V215H236ZM236 216H234V217H236ZM253 216V217H252ZM72 217V218H71ZM216 217V218H215ZM233 217V218H234ZM247 217V218H246ZM261 217H262V219H261ZM86 218V219H85ZM112 218V217H111ZM129 218V219H128ZM202 218V219H201ZM205 218V219H204ZM206 218H207V220H206ZM244 218V219H243ZM85 219V220H84ZM93 219H95V220H93ZM102 219V218H101ZM100 219V220H101ZM109 219V218H108ZM144 219V220H143ZM188 219H190V220H188ZM196 219V220H195ZM200 219H201V221H200ZM211 219V220H210ZM235 219V218H234ZM161 220V221H160ZM175 220V221H174ZM178 220V221H177ZM188 220V221H187ZM208 220H209V222H208ZM214 220V221H213ZM228 220V221H227ZM244 220H245V222H244ZM66 221V220H65ZM69 220H67V222H68ZM102 221V220H101ZM121 221V222H120ZM128 221V222H127ZM166 221V222H165ZM174 221V222H173ZM192 221H194V222H192ZM231 221H233V222H231ZM262 221V222H261ZM140 222V223H139ZM142 222V223H141ZM156 222V223H155ZM177 222H180L181 224V226L179 225H177ZM192 222V223H191ZM226 222H228L229 223V225L226 223ZM241 222H242V224H241ZM101 223V225L100 226H102V225H106L107 223L106 222H100ZM100 223H98V224H100ZM161 223V224H160ZM165 223H166V225H165ZM186 223V224H185ZM189 223H191V224H189ZM235 223V226L233 225ZM260 223V224H259ZM262 223V224H261ZM114 224V225H113ZM137 224V225H138ZM143 224V225H144ZM149 224V225H150ZM164 224V227H167L168 225H170V226H172L171 228L168 226L167 228H164L163 226H161V225H163ZM214 224V225H213ZM215 224L218 226V227H220V228H218L217 226H215ZM225 224H227V230H226V228L224 229V227H226L225 226ZM136 225V226H137ZM143 225H138V227L139 228H143L144 226ZM185 225V226H184ZM186 225H188V226H186ZM189 225H190V228H189ZM195 225H198V226H196V227H194L193 228V226ZM241 225H245V226H243V228L241 227ZM250 225V226H249ZM89 226H91V225H89ZM95 227H96V223H95V225H94ZM182 226H183V228H182ZM191 226H192V228H191ZM200 226V227H199ZM204 226V227H203ZM94 227V228H95ZM151 227V226H150ZM176 227V228H175ZM185 227V228H184ZM187 227V228H186ZM199 227V228H198ZM210 227L211 228H213V229H211V231L212 230H214V235L212 234V232H211V234L210 235H212V237L211 236H209V237H211V239H213V241H214V246L213 247H211L212 246V240H210L209 239V237L207 238L206 237V239H204V238H202L201 240L203 241L202 243H201V241L199 242V241H197V245H196V243H194L195 245L193 246V242L195 241V236H198V235H200L201 233H203V231L205 230V229H210ZM247 227V228H246ZM248 227H249V229H248ZM97 228V227H96ZM175 228V229H174ZM217 228V229H216ZM237 228H239L238 230H237ZM240 228H242L241 230H240ZM170 229V230H169ZM174 229V230H173ZM176 229H177V233H176ZM184 231H183V230ZM189 229V234L186 232V230H188ZM190 229H191V231H190ZM194 229V230H193ZM202 229V230H201ZM221 229V231H219V230ZM246 229V230H245ZM247 229L248 230H250L249 232H247ZM172 230V231H171ZM215 230H217V231H215ZM75 232H71V234L72 233H75V234H80L81 232L80 231H78V230H74ZM158 231V232H157ZM164 231V232H163ZM171 231V232H170ZM193 231V232H192ZM236 231H237V233L240 231V232H242V235L244 236H242L241 234V238H244V239H242V241L241 242H239V240L238 239H240V235H239V233L236 235ZM160 232V233H159ZM175 232V233H174ZM184 232L186 233V234H188V235H184ZM216 232H220V235L218 234V233H216ZM225 232V233H224ZM227 232V233H226ZM246 232H247V234H246ZM174 235H173V234ZM194 233H196V234H194ZM199 233V234H198ZM255 233V235H253ZM71 234H69V236H67V238L69 239V240H71V242L72 243H75V242H80V241H82L83 240V236H82V234H80V235H78V236H76L75 234H72V236H71ZM224 236L223 237V239H221L222 238V235ZM224 234H228V237H230L229 235L230 234H232V236L234 235H236V240H238L237 242H233L234 241V236L232 237H230V239H228V241L229 242H233V243H230L229 244V242H228V244H227V240H225V238H227L226 237V235H224ZM250 234V235H249ZM76 236V238L74 239V237ZM112 235V234H111ZM175 235H176V237H175ZM180 236V241H179V243H178V240H179V236ZM74 236V237H73ZM161 236H162V238H161ZM172 236V237H171ZM184 236V237H183ZM187 236V237H186ZM220 236H221V238H220ZM82 239H81V238ZM102 237L104 238V235H102V236H100L99 237V239H102ZM173 237H175L174 238V240L175 241H177V244L175 243V241L173 242L172 241V238ZM185 237H186V239H185ZM142 238L143 237H140V238H138V239H140L141 241H142ZM158 238H160V239H164L165 240V242H164V240L162 241V240H160V239H158ZM34 239V238H33ZM137 239V240H138ZM169 239H170V241H169ZM178 239V240H177ZM210 241H212V242H210ZM217 239H219L220 241H218ZM249 239H251V240H249ZM259 239V240H258ZM260 239H262V240H260ZM30 240V242H32V238L30 239H28V241ZM75 240H78V241H75ZM139 240V241H140ZM186 240V241H185ZM193 240V241H192ZM208 242H207V241ZM221 240H224V242L226 243H224V242H222ZM247 240H248V242H247ZM162 243H161V242ZM166 241H168V243H166ZM215 241H216V243H221V245H223L222 243H224L225 245L224 246H222V249H224V250H222L221 249V246L218 248V247H216L215 248ZM250 241V242H249ZM29 242V244H28V246L31 244ZM45 241H44V239H43V245H41V247H40V251L41 252H43L44 251V249H46V247H45V243L47 242V240H46V242L44 243ZM160 243L161 245L159 246V244H157V243ZM171 242V243H170ZM259 242V243H258ZM165 243V244H164ZM185 243H187V246L185 245ZM249 243V244H248ZM152 244H154L153 245V247H152ZM166 244H168V245H166ZM171 244V245H170ZM199 244V245H198ZM202 244V245H201ZM204 244V245H203ZM238 244V246H236ZM144 245L142 244V248H144ZM155 245H156V247H155ZM163 245H164V247H163ZM170 245V246H169ZM176 247H175V246ZM177 245H179V246H177ZM191 245H192V247H191ZM256 245V246H255ZM167 246V247H166ZM168 246H169V248H168ZM190 246V247H189ZM196 246H200V247H202V246H204L205 248H206V251L207 252H210V249L212 250V253L214 254H208L207 256H208V259H205L207 256L205 255V253H206V251H205V249L203 248V249H200L199 250V252L200 253H202V255L204 254L206 257H204V255H203V257H204V260H201L203 257H202V255H200V253L198 252V253H196L197 251H198V249L196 248ZM217 246H219V245H217ZM248 246V247H247ZM42 247H43V249H42ZM170 247H172V248H170ZM184 247H186L185 249H183ZM188 247V248H187ZM193 247H195V248H193ZM210 249H209V248ZM240 247V248H239ZM251 247V248H250ZM27 248L28 247H24L23 249H22V253H24L26 250H27ZM146 248H144L145 250H147ZM165 248H167V250L165 249ZM207 248H208V250H207ZM218 248V249H217ZM235 248V249H234ZM237 248V249H236ZM144 249H142L143 251H144ZM186 249H188V250H186ZM191 249V251H189ZM216 249V250H215ZM239 249V250H238ZM247 249V250H246ZM141 250V249H140ZM141 250V251H142ZM148 250H149V248H148ZM163 250H165V251H163ZM182 250H185V251H182ZM227 250V252H225ZM168 251H169V253H171V254H169L168 253ZM173 251V252H172ZM188 251H189V253H188ZM194 251H195V255H194ZM233 251H235V252H233ZM145 252V251H144ZM156 252V253H155ZM182 252H184V253H182ZM222 252V253H221ZM229 252V253H228ZM233 254H232V253ZM242 252V253H241ZM161 253V254H160ZM168 253V254H167ZM182 253V255H185V256H182V255H180ZM228 253V254H227ZM239 253H241V254H239ZM146 254V253H145ZM147 254H148V251H147ZM147 254L145 255V257L147 256ZM155 254V255H154ZM164 254V255H163ZM207 254V253H206ZM221 256H220V255ZM231 254H232V258H231ZM238 254H239V256H238ZM180 255V256H179ZM191 255V256H190ZM194 255V256H193ZM224 257H223V256ZM228 255H230V256H228ZM123 256H124V258H123ZM149 256V255H148ZM234 256H238V258H234ZM125 257H126V255H122V260L124 259V261H125ZM183 257V258H182ZM147 258V257H146ZM157 258V259H156ZM214 258V259H213ZM218 258H220V259H218ZM229 258V259H228ZM231 258V259H230ZM152 259H154V260H152ZM200 259V260H199ZM128 260V259H127ZM126 260V261H127ZM144 260V259H143ZM183 260V261H182ZM206 260V261H205ZM227 260H228V262H227ZM230 260V261H229ZM121 260L119 259V263L121 264V262H120ZM191 261V262H190ZM203 263H202V262ZM132 261H130V263H131ZM142 262H141V264H142ZM173 262V263H172ZM195 262V263H196ZM124 263V262H123ZM122 263V264H123ZM128 263V262H127ZM134 262H132L131 264H133ZM125 264V263H124ZM135 264H139L138 262L136 263L135 262Z\"/></svg>","mask_w":264,"mask_h":264}]
</instances>
